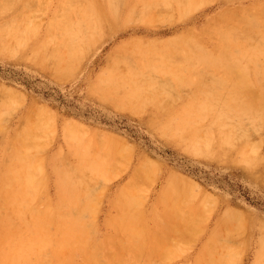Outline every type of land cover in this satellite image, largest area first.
<instances>
[{
    "label": "rangeland",
    "instance_id": "obj_1",
    "mask_svg": "<svg viewBox=\"0 0 264 264\" xmlns=\"http://www.w3.org/2000/svg\"><path fill=\"white\" fill-rule=\"evenodd\" d=\"M8 1L11 3L12 1L11 0H1L0 2H3V3H5V5H2L1 4V8H0V29H2V27L3 28H6V27H8L7 29H2V30H5V32L4 31H2L1 32V30H0V36H1V38H0V43L2 42V44H0V106H1V104H2V101H5V100H3L2 98H5V97H8V98H5V99H8L7 101H9V102H6V107L4 106L5 104H3V106H1V112H0V124L1 123H3V124H1L0 125V127H2V131L4 132H2V131H0V206L2 205V202H4V201H6L5 202V206H4V203H3V205L0 207V208H2V211H1V209H0V229H2V227H3V232L0 230V235L2 236V237H6V244H7V242H8V238H10V237H13V236H19V235H23V234H27L28 233V231H30V230H28V225L26 224L27 222H28V224L30 223V222H32V221H30V220H33V212H35V208H36V206H37V208L38 209H40L39 208V205H40V207L42 206V209H41V211H44V206H47V202H48V199L47 198H49L50 200H49V203H50V208H52V205H55V203L57 204V203H59V204H62V201L64 200L65 201V199H69V200H67L65 203L66 204H68V202L71 200V198L69 197V196H67V195H69V193L67 192V194L64 192H62L61 190H63V189H60L61 188V184H59V182L61 181V173H63V175L65 176V179L67 180V182H68V185H69V187H72V189L71 190H73V188L75 189V188H78V186H79V188H78V192L80 193V190H81V192H82V195H81V198H82V200H83V202H81L82 200H79V202L77 203L76 202V200H74V202H76L77 204H80V202H81V204L82 205H80V206H82V207H80L79 208V210H82L83 209V212H84V217H85V213H86V216H87V213H88V215H89V217L86 219V220H88V222L89 221H92V223H88V222H86V223H82V221H83V219H80L81 217H83V215L81 216L80 214H78V213H81L79 210H78V207H79V205H78V207H77V209H75V205L76 204H74V206H73V204H72V206L70 205L69 206V208L67 207L66 208V206H64L63 207V209L62 210H64V212L66 213L69 209H71V208H74V210L72 209V212L74 211L75 212V210H76V212H78V213H73V214H71V216L72 217H75V218H78V219H80V222L83 224V225H85L84 227H86V225L88 226V224L90 225L91 224V228H90V226H89V229L88 230H90V232H87V235H88V237H87V235H85L84 233H85V231H87V229H83V233L81 232L80 233V237L79 238H85L86 239V241L87 240H92V242H91V244L89 243V241L87 242V246H84L85 244H84V242H85V239L83 238V243H81V244H84L82 247H81V250H80V246H81V244L80 243H78V241L77 242H73L74 244H75V246L74 245H72V244H70V245H67V247L65 246L64 248H62V249H58V250H56V249H54L52 246H50V245H48L44 250L47 252H44V253H42V255H44V257L42 256V255H38L39 256V258H38V260L41 262H39V264H49L50 263V259H51V263L50 264H61V261L60 260H62V261H64V262H62V263H65V264H78V262H79V264H91L92 262L91 261H89V254L90 253H88V254H86L87 252L86 251H88V250H90V247H89V245L91 246L92 245V243L94 242V247H92L91 246V249H92V251H94V253H96V254H92V257H94L93 255H95V256H97L98 257V259L96 258L95 259V257H94V259H95V261H94V263H92V264H95V263H97V262H99V264H115V262L116 261H120V260H122V261H120L119 263H121V264H128V262H129V264H131V262H132V264L133 263H135V262H137V264H140V263H138L139 261H137V260H135V259H137V258H135L134 259V257H135V253L137 252L139 255H140V253H143V254H141L142 255V257H143V255H144V252H142V248H141V250L139 249V248H137V246H139L138 244H139V241H138V244H137V246H136V244H135V241L136 240H138V239H136V238H138L139 237V240L142 238V237H144L145 238V240H144V243L146 244V245H144L145 246V248H146V254H148V256L150 255L149 254V251L151 252V254L152 253H154V252H157V253H159V250L161 251V250H163L164 248H167L166 249V251H167V253L168 252H170L171 253V255H170V253H166L165 251H161V256L162 257H160L159 255H160V253H159V255H158V257L159 258H161V260H160V262H156L157 260H158V258H156L157 260L155 261V259H154V257L153 256H155L154 254H152V256H149L150 258H148V260L150 259V263L149 264H152V261H154V262H156V264H161L162 262L161 261H163V264H196L197 262H199V263H202L201 261H202V259H203V261H206L207 259V261H210L211 259H213V260H211V262L212 261H214L215 259H214V257L216 258V259H220V258H225V257H228V258H225V259H223L222 261H225V260H227L226 261V263H228V264H257V261H258V258H257V256H258V254L260 255V251H263V249H264V240H262V239H264V156L263 157H261L262 155H264V138H262L263 136H264V122H262L261 124H263V125H261L262 126V129L261 128H259V125L257 124V121H260L261 119V121H264V118H260V120H258L257 118V120L256 121H254L255 120V118H253V120H252V118H248L247 116L245 117V115L243 116L244 118V121H245V118H246V121L244 122L243 120L241 121L240 119H236V118H234V116L233 117H231V118H225L224 120L226 121V122H230L231 124L233 123V125L235 124V127L237 128V126L236 125H238L239 126V129H240V127L241 128H243V130L245 131V135H248L249 137H248V139H250L251 141L252 140H255L256 139V136H257V138H259V135L261 134V135H263V136H261L260 137V139H257V140H255V141H252L250 144H249V142H250V140L248 141V140H245L246 141V143H244L243 141H244V139H247V136L246 137H244V138H240L241 136H243L242 134H241V131L242 130H236V128L235 127H233V128H231V126H227V124H226V122H224V120H222L223 121V124L221 123L220 125H219V127L221 126V127H224V125H226L225 126V130H224V128H222V131H227V130H229L230 128H231V132H232V136L234 135V134H236L237 135V138H235L236 136L234 135L233 137L234 138H231V141L233 142V143H231L229 140H228V142L230 143V145H227V144H229V143H227V142H225L224 144H220L221 143V141H220V137H218V135H220L219 134V131H220V128H219V131H218V126L216 125V126H212V124H211V122H209L210 121V118H204L202 121H199V123L197 124V121H193L192 122V120L190 121L191 123H189L188 122V120H187V118L185 119V117H187V115L185 114L186 113V111H187V109L189 108V106H190V109H193L195 106L197 107V104L194 102V101H192V100H194L195 98L194 97H200V96H202L201 94L202 93H200L199 92V89H200V91L201 90H203L204 89V87H205V89H206V86H208L209 84H207L206 85V83L208 82V83H211L208 87L210 88H208L207 87V89L208 90H210V92L211 91H213L212 93H214V94H209V91H207L208 92V94H209V96L211 97V96H213V97H211L212 98V100L214 101L213 103L215 104V106L213 107V108H222V107H225V106H222V104H221V99H219V98H217V97H215L214 95H224V96H226L227 94H229V87H226V88H224L223 89V87H222V85L219 87V88H217L216 86L217 85H215V83H217L218 85H219V83L217 82V80H218V78H217V80L216 79H214V83L212 82V81H210V79H213V77H218V76H215L214 74H216V75H219V74H221L222 72H223V69H220V70H216L215 68H213V67H211V69L209 68H207V67H204V69H206V72H208V70H209V72L211 73V74H208V75H206L205 74V76H203V77H198L199 79H201V81L200 82H202V84H200V82H196V75H193L194 73L196 74V71L197 70H200L199 68L200 67H202V65H203V63L202 62H200V64H199V61H198V58H197V56H195V54H196V52H195V48H193V47H198V46H193L194 44H192V43H190L189 44V42H188V45L190 46V48L193 50L194 49V59L196 60V58H197V61H198V63H197V65H196V62H195V60H194V64H195V66H196V69L197 70H194V72H192V70L194 69L193 67H190V65L192 64H190L188 61H191L192 59H193V55L191 54V52H192V50L187 46V44H185L184 42H186V38H187V36H189L190 35V37H191V35H192V37L191 38H197V42H200V43H202L205 47H208V49H212V48H214V46L217 44V42L219 41V29L217 28V27H221L223 24H222V22H221V20H220V17L219 16H221L224 12H220V10L222 11L225 7H227L226 8V12H231L232 10H233V12L234 13H238V12H241L242 10H245L246 9V7H248L247 9H249V11H252V13H253V10H254V8H257V6H259V5H262V4H264L263 2H264V0H204L206 3H208V4H204V6L202 5V2H203V0H201L202 2H200V4L202 5L201 7H198L197 5H195V2H196V0L195 1H193L192 2V4H193V6H196V11H195V9H193V6H192V4L190 5V7H189V9L191 8V10L189 11L188 10V6L189 5H187V7H186V2H184L183 1V6L180 4L179 5V1L180 0H162V2H161V0L160 1H156V2H154V0H144V1H141V0H134V2H133V0H126V1H124L125 3H123V0H119V2L121 1L122 3H123V5H121V2L120 3H118L117 1L118 0H116L115 1V4H116V7L119 5V7H117L118 9H119V11H118V9L117 8H111V7H109V6H107V3H106V0H95V4L99 7L98 9H99V11H100V15H101V18L104 20V22H105V24H104V22H102V19L100 20L99 19V23H98V27H97V25L95 26V27H93V28H91L90 29V27H88L87 25H82L81 27H83V29H81V27H79V28H77L76 29V31H75V33H74V38L75 37H77L76 39H74L75 40V45H76V50L78 51V52H76L75 51V55L74 56H76L75 58L77 59V57H79L81 54H76V53H82L81 51H82V49H79V48H81V46L83 47L84 46V48L85 49H83V53H84V55L82 56L81 55V59H75L74 58V56H72L71 57V60H69V58L67 59V60H69V62L71 63H74V61H76L75 63H77L78 65H75L74 66V64H73V66L72 67H70L69 66V64H68V61L66 62L67 63V65H66V63H64V61H66L65 59L64 60H62V62H61V64L58 62V60H56V63L58 62V65L55 63V65H57L58 66V68L60 67V71L62 70V72H64V70H65V68L66 67H64L65 65L67 66V67H70V69H71V71H72V68H73V72L75 73V74H73V72H72V74H71V72H69L70 71V69H69V71H67V70H65V75L66 76H63L62 74L60 75V71L57 69V68H55L54 66L55 65H53L52 66V62H50V57L53 59L54 57H52L53 56V53H55L56 52V49H57V51L58 50H61V51H63L64 49V47L62 48V46L61 45H59V43L60 44H62L61 42V40H62V36L60 35V32H58L59 31V29L57 30V25L60 23V22H62V20L63 19H65L66 18V16H68L69 14L71 15L72 13H73V15H71L72 17H74V19L77 17V15L75 14V10H80L83 6H84V4H85V1L86 0H84V1H82V0H78V1H76V0H14L13 2H12V6H10V3H8ZM32 1V2H31ZM38 1V2H37ZM44 3H43V2ZM66 1H67V3H66ZM82 1V2H81ZM99 1H100V4H99ZM170 1H172L171 3H170ZM199 1V0H198ZM213 1V2H212ZM224 1V2H223ZM15 2V3H14ZM42 2V3H41ZM47 2V3H46ZM72 2V3H71ZM81 3V4H77V3ZM145 2H147V3H145ZM165 2V3H164ZM178 2V3H177ZM212 2V3H211ZM234 2V3H233ZM26 3H28V5H26ZM31 3V4H30ZM61 3V4H60ZM76 3V4H75ZM138 3V4H137ZM144 3H145V6H144ZM149 3H151V4H149ZM153 3H159L160 4V6H156L155 4H154V6H152L151 8H150V6L151 5H153ZM163 3V4H162ZM172 3H173V5H172ZM198 3V2H197ZM261 3V4H260ZM43 4H44V6H43ZM67 4V5H66ZM74 4V5H73ZM136 4L138 5L137 7H135L136 6ZM167 4H169L170 6H168ZM179 6H178V5ZM251 4H253V5H251ZM259 4V5H258ZM14 5V6H13ZM26 5V6H25ZM46 5V6H45ZM59 5H60V9H59ZM62 5V6H61ZM72 7H71V6ZM75 5H76V7H77V9H75ZM132 5H134V6H132ZM147 5H149V8H147L148 6ZM165 5H167V6H165ZM232 5V6H231ZM238 5V6H237ZM243 5V6H242ZM8 6H10L9 7V9H8ZM33 6V7H32ZM35 6V7H34ZM43 6V7H42ZM106 6V7H105ZM122 6V7H121ZM125 6H126V8H125ZM140 6V7H139ZM143 6H144V8H143ZM156 6V7H155ZM171 6H172V9L173 10H175V11H173L172 10V12L169 10V7H170V9H171ZM192 6V7H191ZM200 6V5H199ZM13 7V8H12ZM26 7L28 8L26 11H27V13H28V11H29V13H28V15L29 16H31L30 18H29V16H26V11H25V9H26ZM47 9H46V8ZM79 7V8H78ZM124 7V8H123ZM134 7L136 8V9H134ZM147 9H146V8ZM161 7V8H160ZM183 8V10L185 9L186 10V12H187V10H188V12H187V14H186V12L184 13V17H182V19H181V16H180V14L182 15L183 14V12L182 13H180L179 12V14H178V11H177V9H179V8ZM235 7V8H234ZM236 7H237V11H236ZM239 7V8H238ZM12 8V9H11ZM18 8V9H17ZM40 8V9H39ZM101 8H103V10L101 9ZM133 8V9H132ZM139 8H140V10L142 11L143 10V12H141L140 10H139ZM153 8V9H152ZM199 8V9H198ZM232 10H231V9ZM242 8V9H241ZM7 9V10H6ZM11 9V10H10ZM29 9H32L31 11L29 10ZM36 9V10H35ZM42 9V10H41ZM66 9H67V11H66ZM70 9V10H69ZM112 9V10H111ZM115 9H117V10H115ZM151 9H152V11H151ZM164 9H166V11H167V13H166V11L164 10ZM198 9V10H197ZM229 9V10H228ZM246 9V10H247ZM2 10V11H1ZM5 10H6V12H5ZM59 10V11H58ZM111 10V11H110ZM122 10V11H121ZM135 10H137V14L135 13V12H133V11H135ZM140 12H139V11ZM144 10H145V12L147 11V14L149 13V11H151L148 15H146V13L144 12ZM156 10V14L158 15L159 14V16L158 17H160L161 16V14H163L161 17H160V19L157 21L156 19L158 18L157 17V15H155V11ZM162 10H163V12H162ZM180 11L182 10V9H179ZM184 10V11H185ZM231 10V11H230ZM40 11V12H39ZM64 11V13H62ZM114 11V12H113ZM117 11V12H116ZM164 11H165V13H164ZM224 11H225V9H224ZM1 12H4V13H1ZM58 12H59V15H58ZM68 12V13H67ZM117 13V15H115L116 13ZM123 12V13H122ZM133 12V13H132ZM138 12L139 13H141V15L140 14H138ZM157 12H159V13H157ZM162 12V13H161ZM17 13V14H16ZM19 13V14H18ZM20 13H22V14H20ZM32 13V14H31ZM76 13H77V11H76ZM128 13H132L131 14V16H130V14L128 15ZM144 13V14H143ZM153 13H154V16H152L151 17V14L153 15ZM250 12H248V15H251V14H249ZM24 14H25V17H23L24 16ZM66 14H68V15H65ZM144 16H146V17H144ZM169 14H170V18H173V19H170V20H168V18H169ZM174 14V15H173ZM176 14V15H175ZM186 14V15H185ZM216 14V15H215ZM218 14H219V16H218ZM247 14V13H246ZM16 15L19 17V19H17L16 18ZM23 15V16H22ZM35 15V16H34ZM60 15H62V16H60ZM103 15H105L109 20H106L105 21V19H107L105 16V18L103 17ZM108 15V16H107ZM128 15V16H127ZM132 15H134V16H136V17H134L133 16V19L132 20H135V21H133L132 22V20L130 19V17L132 18ZM166 16V20L165 19H162L161 20V18H163V16ZM179 15V16H178ZM14 16V17H13ZM39 16V17H38ZM52 16H56V18L55 17H52ZM63 16H65V18H63ZM116 16V17H115ZM141 16H143V17H141ZM157 18H156V17ZM173 16V17H172ZM183 16V15H182ZM214 16V17H213ZM217 16V17H216ZM35 17H37V18H35ZM142 19H140V18ZM174 17H175V19H174ZM179 17H180V19H179ZM210 17V18H209ZM217 19H216V18ZM15 18H16V20H15ZM27 18H29L28 20H27ZM61 18H63V19H61ZM127 18H129V22L127 21ZM137 18V19H136ZM145 18V19H144ZM152 18H154V20H152ZM165 18V17H164ZM6 19V20H5ZM9 19L11 20V21H9ZM25 19H26V21H25ZM60 19H61V21H60ZM143 19L144 20H147V23L146 22H143ZM148 19H150V21L152 20V22L151 23H148V22H150ZM203 19V20H202ZM215 19V21H217V22H213V20ZM7 20H8V22H7ZM15 20V21H14ZM30 20V21H29ZM138 20V21H137ZM140 20V21H139ZM156 20V21H155ZM165 20V21H164ZM170 21V22H168V21ZM208 20H209V22H208ZM4 21H6V24H5V22ZM12 21H14V25H15V27L14 26H11V24H12ZM52 21H53V25H52ZM64 21V20H63ZM112 21V22H111ZM154 21H155V23H154ZM2 22H4V23H2ZM20 22V23H19ZM22 22L24 23V24H26L28 27H26V25H24V24H22ZM30 22V23H29ZM40 22V23H39ZM49 22H50V27H51V30L53 29V31H50V27L48 28V24H49ZM59 22V23H58ZM212 22V23H211ZM8 23H10L9 25H8ZM19 23V24H18ZM109 23V24H108ZM3 24H5V25H3ZM36 24V27H37V29H36V27L34 26V25ZM41 24V25H40ZM57 24V25H56ZM100 24H101V26H100ZM103 24V25H102ZM113 24V25H112ZM216 24H218L217 26H216ZM13 25V24H12ZM18 25H24L23 27L22 26H20V29L22 30L23 28H24V32H20V31H18L16 28H19V26ZM198 27H197V26ZM200 25V26H199ZM205 25V26H204ZM17 26V27H16ZM109 26V27H108ZM12 27L13 28H15V29H13L14 31L13 32H10V31H12ZM30 27V28H29ZM35 27V28H34ZM110 27H112V29L110 28ZM203 29H202V28ZM208 27V28H207ZM10 28H11V30H10ZM40 28V29H39ZM88 28H89V30H88ZM98 28L100 29V31L98 30ZM104 28V29H103ZM110 28V29H109ZM191 30H190V29ZM19 29V30H20ZM34 29V30H33ZM49 29V30H48ZM80 31H79V30ZM94 29H96V30H94ZM197 29V30H196ZM204 29L205 30H207V31H204ZM217 29H218V31H217ZM35 30H38L37 32H38V34H35ZM78 30V31H77ZM81 30H88V31H86L87 32V34H84L85 33V31H84V33H83V31H81ZM102 30V31H101ZM111 30V31H110ZM16 31H18V32H20V35L21 34H23V36L20 38L19 37V33L17 32L16 33ZM29 31V32H28ZM32 31H33V33H32ZM42 31V32H41ZM93 31H95V32H93ZM97 31H98V33H97ZM183 31H185V32H183ZM210 31V32H209ZM214 31V32H213ZM7 32V33H6ZM26 32V33H25ZM56 32L57 33H59V34H56ZM90 32V33H89ZM95 33L96 35H94L95 37H96V39H95V37L92 35L93 33ZM108 32V33H107ZM183 32V33H182ZM187 32H189V33H187ZM201 32V35L203 36V34H204V38L202 37V36H200V33ZM209 32V33H208ZM9 33H10V35H9ZM11 33H13V34H11ZM28 33L29 34H31L30 36H32L31 37V40H29L28 41V38L30 37V36H28ZM181 33V34H180ZM193 33V34H192ZM6 34V35H5ZM9 36H11V37H9ZM16 35V37H18V39L16 38V37H13V36H15ZM42 34V35H41ZM78 34L79 35H81V36H79V38H78ZM104 35V36H102L101 37V35ZM180 34V35H179ZM13 35V36H12ZM18 35V36H17ZM52 35V40H51V36ZM61 37H60V36ZM77 35V36H76ZM84 35H85V38H83L84 37ZM86 35H87V42L85 41L86 40ZM5 36H8V37H5ZM97 36H99V38L97 37ZM174 36H181L178 40L176 39L175 40V47H173V43H171V42H173L174 41ZM200 36V37H199ZM209 36V37H208ZM23 37H28V38H24L25 40H24V45L21 47L20 46V48H21V50H18V49H20L19 47H17V50H16V48H14L15 46H14V44H16L19 40V43H20V45H22L23 43ZM46 37V38H45ZM47 37H49V38H47ZM81 37H82V39H81ZM175 37V38H176ZM189 37V38H190ZM3 38L5 39V40H3ZM12 38V39H11ZM15 38V39H14ZM189 38H187V40H190V42H191V40L193 41V43H197L196 41H194L195 39H189ZM202 38V39H201ZM22 39V40H21ZM30 39V38H29ZM35 39V40H34ZM45 39V40H44ZM77 39H78V41H77ZM85 39V40H84ZM89 39V40H88ZM92 39H94V40H92ZM102 39V40H101ZM134 39V40H133ZM183 39V40H182ZM11 41L10 42V44H11V46H13V47H10L9 46V42L8 41ZM39 42H38V41ZM41 40V41H40ZM50 40V41H49ZM55 40V41H54ZM83 40V41H82ZM97 42H96V41ZM172 40V41H171ZM199 40H202V41H199ZM210 41V42H208V41ZM37 41V42H36ZM46 41V44H44L43 42H45ZM52 41V42H51ZM56 41H57V44L58 45H56ZM88 41H89V44H88ZM138 41V42H137ZM14 42V43H13ZM34 44H33V43ZM49 42V44H47ZM59 42V43H58ZM84 44H82V43ZM86 42V43H85ZM93 42H95V44L93 43ZM131 42H133V43H131ZM142 42V43H141ZM260 42L261 41H259L258 39L256 40H252L251 41V45L252 46H255V47H259V45H260ZM28 43V44H27ZM43 43V44H42ZM125 43V44H124ZM130 43V44H129ZM136 43H139L138 45L139 46H136L137 44ZM187 43V42H186ZM253 43V44H252ZM8 44V47L6 46ZM13 44V45H12ZM39 44H41V46H40V48H39ZM78 44H79V46H78ZM81 44V45H80ZM86 44V45H85ZM165 44V45H164ZM169 44H172V46H170ZM177 44V45H176ZM184 44V45H183ZM3 45H5V47L7 48L6 50H5V48L3 47ZM19 44H17V46H18ZM35 45V46H37L36 48H34L33 46ZM48 45V46H47ZM52 45L53 46H55V48L54 47H52ZM127 45V46H126ZM149 45H150V47H149ZM153 45L154 46H156V47H154V48H156L155 50L154 49H151V47L153 48ZM166 45H168L166 48V53H167V55H166V60H168L167 59V57H168V55L170 54V50L171 49H173V48H176V46H177V48H180V46L179 45H183L184 46V48L181 46V49H177V52L175 51V52H173L172 50H171V53L173 54H170V57H171V55H172V57H174V61H175V59H177L178 58V54L177 53H179L180 52V54H179V58H180V56H182V58H178V60L176 61L177 62V64H178V61L180 60V64L182 65V66H184V64H185V62H186V60H183V58L184 57H186V56H189V54L190 55H192V56H190L192 59L190 60V59H187V65L189 66V67H187V69L188 68H190L189 69V71L190 72H188V70H185V68L184 67H181V68H179L180 67V65L178 64H175V65H177L178 66V70H176L177 69V67L175 66V65H170V62L167 64V62L168 61H166V60H164L163 58H162V56H161V53H164L165 52V48H164V46H166ZM196 45V44H195ZM199 45V44H198ZM25 46H26V48H25ZM30 46V47H29ZM44 46V47H43ZM45 46H47V47H45ZM59 46V47H58ZM95 46V47H94ZM131 48H129V47ZM142 46H146V48H142ZM179 46V47H178ZM209 46H211V47H209ZM24 47V48H23ZM53 48V50L55 51H50V50H48L47 48ZM138 47V48H137ZM142 49H140V48ZM147 47H149L148 49L150 50H152V52H154L153 54H150V52H151V50L149 51L148 49H147ZM171 48V49H168V48ZM9 48H11V49H9ZM29 48V49H28ZM34 48V49H33ZM43 48H45L44 50H45V52H49L50 51V53H52V56L50 55V54H48L47 53V56L49 55V58L46 56V53L43 51ZM90 48V49H89ZM137 49V51H135V49ZM164 48V49H163ZM4 49V50H3ZM11 51V52H15V53H17V54H14V53H11L9 50ZM12 49H13V51H12ZM25 49V50H24ZM38 49H40V50H38ZM129 49V50H128ZM145 49H147L148 50V52L145 50ZM191 51V52H189V54L187 53V55L185 56L184 55V53L186 54V52L184 51ZM116 50V51H115ZM132 50V51H131ZM146 51V53H145V51ZM161 50H164L163 52H161L160 53V51ZM174 50V49H173ZM178 50H180V51H178ZM2 51V52H1ZM18 51V52H17ZM23 51V52H22ZM29 51H31V52H29ZM32 51H33V54H32ZM34 51H35V53L37 52H40V53H38L39 55L36 57V54H34ZM80 51V52H79ZM131 51V52H130ZM22 52V53H21ZM28 52V53H27ZM43 52H44V55H43ZM65 52V51H64ZM129 52H130V54H129ZM134 52V53H133ZM151 52V53H152ZM157 52H158V54H157ZM11 53V54H10ZM20 53H21V55H20ZM24 53V54H23ZM61 53V52H60ZM118 53V54H117ZM142 53H145V57L144 56H142V55H144V54H142ZM197 53H198V50H197ZM13 54V55H12ZM29 54V55H28ZM88 54V55H87ZM117 54V55H116ZM119 54H121V55H119ZM134 55V57L132 56V55ZM140 54V55H139ZM147 54V55H146ZM158 56H156V55ZM177 54V55H176ZM26 55V56H25ZM33 55H34V58H33ZM43 55V56H42ZM77 55H79V56H77ZM87 55V56H86ZM125 55H127V57L130 55V57H128L130 60V63L131 64H134V65H136V67H138V68H136L134 65H131L130 63H128V58L125 56ZM149 55H150V57H149ZM152 55H155L156 57H151ZM162 55H164V54H162ZM197 55V54H196ZM21 56V57H20ZM23 56V57H22ZM29 56V57H28ZM31 56V57H30ZM47 57V59H45V58H43V57ZM111 56V57H110ZM114 56V57H113ZM120 56H124V57H120ZM136 56H138L137 58H136ZM35 57L37 58V59H35ZM117 57V58H116ZM120 57V58H119ZM139 57L141 58V59H139ZM150 59H154L155 61H151V63L153 64V65H155V67L154 66H152L150 63H146L145 64V62H150V60L148 59V58ZM170 57H168L169 58V60L171 59ZM29 60H28V59ZM86 58V59H85ZM110 58H112L115 62H117L118 64H115V62L113 61L112 62V60H110ZM123 59L122 61H123V63L125 62V61H127L126 63H121L120 61H119V59ZM124 58H126V59H124ZM159 58H162V60H161V62H160V60H159V62L158 61H156V60H158ZM34 61H33V60ZM39 59V60H38ZM75 59V60H74ZM138 59V60H137ZM145 59V60H144ZM264 56H260L259 57V59H256V61H253V63H250V69H249V75H250V77H251V82H253V83H255V84H253L255 87L254 88H261V86H264V71H261L262 69L264 70ZM32 60V61H31ZM40 60H43V62L42 61H40ZM49 60V62H46V61H48ZM54 60V59H53ZM117 60V61H116ZM125 60V61H124ZM143 60H144V62H143ZM147 60V61H146ZM172 60V59H171ZM245 60V59H244ZM257 60H258V62H260V63H258L257 62ZM134 61V62H133ZM162 61H163V63H162ZM164 61H166V63L164 62ZM173 61V60H172ZM246 61V60H245ZM29 62V63H28ZM42 62V63H41ZM55 62V61H54ZM53 62V63H54ZM80 64H79V63ZM133 62V63H132ZM175 62V63H176ZM255 62H257L256 64H255ZM41 63V64H40ZM50 63V64H49ZM72 63L70 64V65H72ZM159 63H162L163 65L161 66V65H158V67H160V70L157 68V64H159ZM172 63V62H171ZM59 64H60V66H59ZM127 64L129 65V67H127ZM151 66H150V65ZM193 64V65H194ZM254 64H255V67H254ZM259 64H262V66L261 65H259ZM43 66L44 65V67L46 66V68L47 69H45L44 67H41V66ZM62 65H64V66H62ZM109 65L111 66L112 65V67H114V68H112L111 67V69H110V67H109ZM125 65H126V67H127V69H126V67H125ZM132 66V70H131V66ZM150 68H152V71H153V68H155L156 70L158 69L159 71H158V77L156 78V77H153L152 78V76H153V73L156 71L155 69H154V71L153 72H151L149 69V67ZM171 67H170V66ZM186 65V66H187ZM258 65H259V68H260V66H261V68H260V73L258 72V76L260 77V79L263 81V82H261V83H259L260 82V80L259 79H255V78H257L258 76H256L255 74H254V70H253V68H258ZM49 66L51 67L52 66V69L55 71V73L56 74H54V75H52L51 73H54V71L53 70H51L50 69V71L51 72H48L49 70ZM108 66V67H107ZM118 67V69L116 68V67ZM121 66V67H120ZM145 66V67H144ZM252 66H253V68H252ZM77 67H79V68H77ZM133 67H135V69H133ZM165 67H169L167 70H171L172 71V69L174 70V72L176 71V73H178V75L175 73H173V75L169 72V71H167V73H165L166 71L163 69V68ZM42 68V69H41ZM75 68V69H74ZM108 68V69H107ZM116 68V69H115ZM119 68H121L120 69V71H119ZM128 68H129V70L130 71H128ZM146 68H148V69H146ZM162 68V69H161ZM184 68V69H183ZM64 69V70H63ZM107 69V70H106ZM109 69L110 70H112V69H115L116 71V73H117V75H116V73H114L113 71L114 70H112V72L111 73H108L107 71H109ZM137 69H139L141 72L143 71V72H145V70H149V71H146V73L147 74H143V73H140L139 72V70H137ZM181 69V71L182 70H184V72H181L182 73V75L183 74H186V75H188V78H189V75L191 74V72H192V74H191V76H190V81H191V83H190V81H189V83H185L186 81L184 80V83L186 84V86H185V84H181L180 83V85L178 84V78L180 77L181 78V76L182 75H180L181 73H179V70ZM203 69V68H202ZM104 70H105V73L108 75V77H109V75L111 76L110 78H112L113 79V85H114V83L116 84V86H117V84H118V82L120 83L121 81H123V85L120 83V85L122 86V89L119 87V85H118V87H116V86H110L109 85V87L110 88H107L106 87V89L107 90H109V92L105 89L104 91H103V89H104V87L105 86H108V84H111V82H112V79L110 80L108 77H106V75H105V73H103L104 72ZM122 70H124L125 71V74L127 73H129V74H133V76L135 77V78H137V77H139L140 75H138V74H141V76L143 77V76H145V78H146V80L148 81H150L151 80V82L153 83H151V84H149V82H145V79H142L141 77V79L143 80V81H141V79L140 78H138V79H140V80H138V79H135L134 77V79H132V76L130 75H128V77L124 74V71L122 72ZM128 72H127V71ZM222 70V71H221ZM56 71H58V72H56ZM119 71V72H118ZM163 71V72H162ZM201 71V70H200ZM200 71H197V72H200ZM61 72V73H62ZM133 72V73H132ZM161 72V73H160ZM168 72H169V74H168ZM208 72V73H209ZM262 72H263V74H262ZM58 73V74H57ZM112 73H114L113 75H111ZM123 74L124 76H125V78L127 77V78H129V77H131V78H129L131 81L129 82V79H127L126 78V81H127V83H128V85L126 84V81H124L123 80V78H124V76H123V78L122 79H119V78H121L122 76H119L118 74ZM138 73V74H137ZM70 74H71V76L72 77H69L70 76ZM100 74L103 76V77H101L100 76ZM155 75H156V73H154ZM166 74H167V76H166ZM214 76H213V75ZM260 74H262V76L260 75ZM115 75V76H114ZM138 75V76H137ZM151 75V78L153 79H149V76ZM154 75V76H155ZM161 75V76H160ZM175 75H176V77L177 76H179V77H175ZM185 75V76H186ZM200 75V74H199ZM254 75V76H253ZM55 76H58V78H56ZM63 77V80H62V77ZM67 76H68V78H67ZM99 76L102 78V82L101 83H99L98 84V82H99V79H100V81H101V78H99ZM114 76V77H113ZM118 76H119V78H118ZM157 76V75H156ZM198 76V75H197ZM201 76V75H200ZM210 76H212V78H210ZM65 77V78H64ZM115 77H117V78H115ZM166 78V79H164L166 82H167V80H170L169 81V83L167 82V83H164V80H162V79H160V82H158V84L159 83H161L160 85H157L156 83H157V81H159V78ZM167 77H168V79H167ZM182 77H184V76H182ZM187 77V76H186ZM204 77L207 79V80H204ZM220 77V76H219ZM255 77V78H254ZM258 77V78H259ZM263 79H262V78ZM67 78V80H65ZM99 78V79H98ZM107 79V81H104V80H106ZM144 78V77H143ZM158 79V80H156V79ZM185 78V77H184ZM116 79V80H115ZM176 79H178V80H176ZM187 79V78H186ZM253 79H255V82L253 81ZM109 80V81H108ZM162 80V81H161ZM189 80V79H188ZM104 81V82H103ZM111 81V82H110ZM115 81V82H114ZM137 81V82H136ZM180 81V80H179ZM193 81H195V82H193ZM198 81V80H197ZM105 82H107L104 86L102 85V83H105ZM136 83V84H133V83ZM140 82H142V83H140ZM156 82V83H155ZM173 83V87H174V89H175V87H176V89H175V91H173L172 89H170V91H168V93L169 94H171L170 96L168 95V93H164L166 90L165 89H169V88H172V84H170V83ZM180 82H182V80L180 81ZM228 82V81H227ZM130 83V84H129ZM145 83H146V85H145ZM155 83V84H154ZM183 83V82H182ZM193 83V84H192ZM263 83V84H262ZM101 84V86H103V87H101L100 86V88H99V86H97V89H96V85H100ZM147 86L148 88H149V90H154V91H152L153 93L154 92H156L155 94H151L152 92L151 91H149L148 90V88H147V92H146V90H145V86ZM150 86H149V85ZM163 84H168V85H170L171 87H166L165 85H164V87H165V89L162 87L163 86ZM188 84L190 85V88H189V86H188ZM212 84L213 85H215V86H212ZM134 86L133 88H131V87H128L127 88V86ZM137 85V86H136ZM138 85H140L139 87H138ZM143 85V86H142ZM158 87V90H156L155 91V88H156V86ZM167 85V86H168ZM183 86L182 88L180 87V86ZM202 85V86H201ZM204 85V86H203ZM230 87H233V86H231L232 85V82H230L229 84H228ZM234 86H235V84H233ZM237 85V84H236ZM4 86V87H3ZM92 86V87H91ZM126 86V87H125ZM135 86H136V88H135ZM155 86V87H154ZM159 86H161V88H163V90H161L160 89V87ZM94 87V88H93ZM115 87V90L113 89ZM125 87V88H124ZM150 87H151V89H150ZM153 87V88H152ZM222 87V88H221ZM235 87H237V86H235ZM99 88V89H98ZM120 88V90H118ZM137 88L139 89V91L141 92H138V90H137ZM8 90L9 89V91L8 92H10L8 95L6 94V95H4L5 93H7V92H5L4 90ZM12 89H13V91H12ZM101 89V90H100ZM129 89V90H134L133 92H132V95H133V93L135 94V92L137 91V93L135 94V96L136 97H138L139 98V96H140V98L138 99V100H135V98H133L132 96V100H131V98H130V95H129V93H131L130 91H129V93H128V95H127V90ZM136 89V90H135ZM204 89V90H205ZM206 89V90H207ZM227 89V91H225ZM6 90V91H7ZM15 90V91H14ZM95 90H97V91H95ZM112 90H114L113 92H117L118 94L116 95L115 93H113L112 92ZM117 90V91H116ZM124 90V91H123ZM126 90V91H125ZM143 90H145V92H146V95H149L148 97L145 95V94H142L144 91ZM165 90V91H164ZM190 90L192 91H196V92H194V93H196V95L197 96H195V94L194 93H191L190 92ZM204 90H203V92H204ZM98 91H100L101 93H99ZM107 91V92H106ZM159 91H162V92H160V95H162V97H164L163 99H162V97L157 93V92H159ZM164 91V92H163ZM192 91V92H193ZM121 92H123V95L121 94ZM144 92V93H145ZM151 92V93H150ZM206 92V91H205ZM205 92H204V94H205ZM227 92V93H226ZM125 93V94H124ZM161 93H164V94H161ZM179 93V94H178ZM18 94V96L19 97H21L20 99L22 100V102H20L19 101V99H17V101L20 103H18V102H16V98L18 97V96H15V95H17ZM104 94V95H103ZM109 94H110V96L112 95V97H110L109 96ZM176 94V95H175ZM190 94V95H189ZM194 94V95H193ZM203 94V95H204ZM207 94V93H206ZM206 94L204 95V96H206ZM207 94V95H208ZM11 95V96H10ZM13 95V96H12ZM21 95V96H20ZM146 96V98L148 99H146V98H144V97H142V96ZM151 95L152 96H154L153 98H150L151 97ZM155 95H156V97H155ZM167 95V96H166ZM169 96V97H168ZM191 96V97H190ZM120 97H122V98H120ZM125 97H128V98H126V103H123L124 101H125ZM190 97V98H189ZM12 98H13V100H14V102L12 101V103H11V100H12ZM155 98V99H154ZM171 98V99H170ZM178 98V99H177ZM120 99H122V101H120ZM128 99H130V100H128ZM175 101H174V100ZM145 100V102H143ZM160 102H159V101ZM187 100H189V101H191L190 103H187L188 101ZM226 100V99H225ZM129 101V102H128ZM137 101V102H136ZM143 103H142V102ZM155 101H156V103H155ZM220 101V102H219ZM140 102L142 103V105H146V107H145V105L144 106H141L140 105ZM183 102H186L188 105L187 106H185V104H183ZM4 103V102H3ZM8 103H9V106H8ZM22 103V104H21ZM152 103H153V105H155V106H153L152 105ZM194 103V104H193ZM12 105V107H10L11 105ZM34 104V105H33ZM119 104V106H117ZM192 104L194 105V107L192 106ZM196 104V105H195ZM13 105H14V108H13ZM16 105H17V107H18V105H20L18 108L16 107ZM120 105H123V106H120ZM160 105V106H159ZM163 105H164V107H163ZM217 105V106H216ZM40 106H42V108H44L43 110H42V108L40 109ZM44 106V107H43ZM5 107V108H4ZM8 107V108H7ZM34 107H35V109H34ZM37 107L39 108V109H37ZM47 107V108H46ZM157 107V108H156ZM173 107V108H172ZM179 107V108H178ZM187 107V109H184V108H186ZM7 108V109H6ZM11 108H13V109H11ZM17 108V109H16ZM156 108V109H155ZM160 108V109H159ZM161 108H163L162 110H161ZM177 108V109H176ZM217 108V109H218ZM6 109V110H5ZM30 109V111H32V110H34V111H37L38 113H39V115H40V113H41V110H42V112L44 113V111L47 113V115H48V113H49V116H46V114H42V116L44 115V118H45V116H46V119H44V118H42L41 116V118L38 116V114L36 115V117H34L35 116V113H34V111L31 113L30 111V113L32 114H28L29 112H27L28 110ZM142 109V110H141ZM171 109H172V111H171ZM13 110V111H12ZM16 110V111H15ZM40 110V111H39ZM47 110H48V112H47ZM141 110V111H140ZM168 111V112H170L169 114H167L165 111ZM182 110V111H181ZM15 111V112H14ZM178 111L180 112V115H178L179 113H178ZM7 112V113H6ZM9 112H13V113H10L9 114ZM136 112V113H135ZM158 112V113H157ZM161 112V113H160ZM185 112V113H184ZM27 113V114H26ZM138 113V114H137ZM154 113H157L156 115L154 114ZM162 113H165V114H162ZM177 113V114H176ZM5 114V115H4ZM29 115V117H31V119H29V117H28V122H29V120H30V122H31V120L33 121V122H35V123H38V125H36L35 123H33L34 125H33V128L36 130V131H38L37 133L39 134V133H42V132H44V134L42 133V134H40L39 136L40 137H38V134H37V137L36 136H34V132H33V130L31 131V126L32 125H30V128L27 126V125H29V124H25L26 123V120L24 119V117L26 116V115ZM51 114H52V118H51ZM153 114V115H152ZM161 114V115H160ZM1 115H2V117L4 118V119H2V121H4L5 123H6V125H4V122H2L1 121ZM170 115V116H169ZM5 116V117H4ZM159 116H160V118H159ZM174 118H176V120L175 119H173V117ZM27 117V116H26ZM25 117V118H26ZM153 117H154V119H153ZM235 117H237V116H235ZM242 117V116H241ZM49 118H50V120H52L53 119V121H49ZM165 118V119H164ZM235 120V121H233V119ZM7 119V120H6ZM10 119V120H9ZM36 119V120H35ZM44 121L43 123H42V120ZM156 119V120H155ZM173 119V121H171ZM206 119V120H205ZM227 119V120H226ZM232 119V121H229V120H231ZM242 119V118H241ZM247 119H249L250 121H254V123L253 122H250L249 120V122L250 123H252V124H256L255 126H257L258 125V127H250V126H252L251 124H249L248 125V121H247ZM6 120V121H5ZM35 120V121H34ZM40 120V121H39ZM46 120V121H45ZM180 120V121H179ZM184 120H185V123H184ZM38 121V122H37ZM67 121H69V123L67 122ZM156 121V122H155ZM205 121V122H204ZM236 121L237 122H239V123H236ZM260 121V122H261ZM152 122V123H151ZM169 122V123H168ZM173 123V125H172V123ZM188 122V123H187ZM260 122H258V123H260ZM20 123V124H19ZM32 123V122H31ZM48 123H51L50 125L48 124ZM68 124V126L71 128V130L72 131H70L69 132V127L67 126V124ZM75 123V125H73ZM170 123H171V125H170ZM182 123V124H181ZM194 123H196L195 124V126L193 125ZM209 123H210V125H209ZM23 125V127L24 128H26V129H28V131L30 130L31 132H33L32 134H30L29 133V136L30 135H32V136H34V137H29V138H27L28 137V131L26 130H24V129H22L21 128V126ZM40 124V125H39ZM43 124H47V125H43ZM54 124V125H53ZM70 124V125H69ZM179 124V127H181L180 128V130H179V128L177 129L176 127H178L177 125ZM230 124V125H231ZM239 124H241V126L239 125ZM24 125H26V126H24ZM52 125V126H51ZM83 125V126H82ZM84 125H85V128H84ZM174 125H175V127H174ZM191 125V126H190ZM9 126V127H8ZM16 126V127H15ZM37 126V127H36ZM42 126H44V127H42ZM66 126V127H65ZM76 126V127H75ZM80 126V131H79V129H78V135L80 136V133H82L83 134V136L82 137H84V138H82V137H77L76 135H77V128ZM185 126L187 127L186 129H185ZM193 126V127H192ZM202 128V127H206L207 128V130H209V132H212V134H213V132H214V136L216 137V138H214L213 139V141H212V143L210 144V145H205V144H203L201 141L204 139V138H206V136H207V130H206V128L204 129V130H202L200 127ZM5 127V129L6 130H4L3 128ZM18 127H20V129L21 130H24L23 132H21V130L20 129H18ZM42 127V128H41ZM73 127H74V129H73ZM89 127V128H88ZM189 127V128H188ZM199 127V128H198ZM213 127V128H212ZM215 127V128H214ZM244 127H246V128H244ZM39 128H41L42 130L40 131V129ZM46 129L45 131H44V129ZM47 128H49V129H47ZM64 128L65 129H67V133H66V136H65V130H64ZM217 128V129H216ZM229 128V129H228ZM1 129V128H0ZM81 129H82V132H81ZM87 129H89V130H87ZM94 129H95V131H94ZM170 129V130H169ZM181 129L183 130L184 129V131H183V133H182V131H181ZM202 130V131H204V132H199L200 130ZM210 129L211 130H213V131H210ZM259 129H261V130H259ZM85 130L86 131H89V132H87V134H86V132H85ZM199 130V131H198ZM18 131H20V132H18ZM50 131V132H49ZM63 131H64V133H63ZM198 131V132H197ZM230 131V130H229ZM236 131H238L237 133H235ZM243 131V132H244ZM26 132H27V134H26ZM46 132V133H45ZM49 132V133H48ZM55 132V133H54ZM69 132V133H68ZM72 132H74L76 135L74 136V133L73 134H70V133H72ZM84 132V133H83ZM100 132V133H99ZM102 132V133H101ZM217 134H216V133ZM258 132V133H257ZM22 133V134H21ZM106 133V134H105ZM183 134L182 136L183 137H186V139L184 138L183 140H185V141H183V140H181L182 138H180V134ZM197 134L198 135V138H195V137H193V134ZM200 133H201V135H202V137L204 136V138H202V140H201V137L199 136L200 135ZM4 134V135H3ZM25 134H26V136H25ZM48 134V135H47ZM68 134H69V138L71 137V139H68L67 138V136H68ZM86 134V135H85ZM100 134H102V135H100ZM113 134V135H112ZM195 134V135H196ZM238 134H240L239 135V137H238ZM258 134V135H257ZM42 135H44V136H42ZM50 135V136H49ZM71 135V136H70ZM74 137H73V136ZM90 135V136H89ZM97 135V136H96ZM108 137H107V136ZM253 135V136H252ZM13 136V137H12ZM16 138H15V137ZM25 136V137H24ZM102 136V137H101ZM111 136L113 137L112 139L113 140H111ZM231 136V137H232ZM24 137V138H23ZM66 137V138H65ZM99 137V138H98ZM17 138H18V142H17ZM20 138V139H19ZM27 138V139H26ZM33 138V139H32ZM39 138V139H38ZM40 138H41V140H43V141H41L40 140ZM44 138V139H43ZM77 138H79V140L82 138V140H80V141H83V139H84V141L86 140V141H89V143L90 144H92L94 147H95V142L94 141H99V142H101L100 143V147H99V143H97L96 142V147H97V145H98V147H99V149H96L97 151H98V153H94L95 155H93L92 153H89V152H91V151H94L95 150V148H94V150H90V149H87L85 152H88V156L86 157V154L84 155V151L83 150H85L84 148L85 147H87V145L89 144L88 142H87V144H86V141H85V144H86V146L84 145V148H82L83 147V144H82V142H81V144H82V146H80L81 144H80V142L78 143V139ZM90 140H89V139ZM27 141H26V140ZM31 140V141H28V140ZM36 139V141H34ZM68 139V140H67ZM72 139L73 140H75V141H72ZM95 139V140H94ZM98 139V140H97ZM120 141H119V140ZM122 139V140H121ZM195 139V140H194ZM197 139H198V141H197ZM234 139V140H233ZM241 139V140H240ZM33 140V141H32ZM38 140V141H37ZM52 141V142H50L49 141V144H47L46 145V143H48V142H46V141ZM66 140H67V142H66ZM72 141L73 143H72V145L73 146H69L71 143L69 142L68 143V141ZM107 140H108V142H107ZM190 140V141H189ZM199 140H201V141H199ZM24 143H26V144H24ZM83 141V142H84ZM102 141L104 142L103 144H102ZM111 143H110V142ZM116 141V142H115ZM124 141H126V143L124 142ZM187 141V142H186ZM194 141V142H193ZM240 141V142H239ZM29 142V143H28ZM33 142H35V144L37 143L39 146H37V144L36 145H34L33 144ZM39 142H40V144H39ZM42 142H45L43 145H45V146H47V148H44L43 146H42ZM122 142V143H121ZM190 144H189V143ZM216 142V143H215ZM260 142V143H259ZM20 143V144H19ZM68 143V144H67ZM76 143H78L77 145L79 146V148H77V146H75L76 145ZM194 143V144H193ZM195 143L196 144H198V145H195ZM199 143H202L201 145L199 144ZM223 143V142H222ZM227 143V144H226ZM238 143H240V144H238ZM262 143V144H261ZM30 146L31 145V147H27L26 146V148H24L25 146ZM29 144V145H28ZM89 144V145H90ZM113 144V145H112ZM232 144H234V146L232 145ZM235 144H236V146H235ZM243 144V145H242ZM245 144H248L247 145V147L250 145V149H248V151H245L247 148L245 147ZM256 144L257 146H254V145ZM11 145V146H10ZM19 145H21V148H23L22 150H20L21 148H20V146ZM37 149V150H39L38 152H36V149L35 148H33V149H35L34 151H33V149H32V147L33 146ZM88 145V146H89ZM101 145H103V146H101ZM106 145V146H105ZM108 145V146H107ZM111 145H112V147H111ZM119 145H121L120 147H119ZM194 145H195V147H194ZM214 147V148H212V146ZM214 145H216V146H214ZM16 146H17V148H16ZM24 146V147H23ZM42 148H41V147ZM75 146V147H74ZM111 147V152H110V149L108 148V147ZM114 146V147H113ZM124 146V147H123ZM129 146V147H128ZM192 146V147H191ZM204 146V147H203ZM245 148H244V147ZM252 146V147H251ZM80 147L83 149V150H81V151H79L80 150ZM90 147H91V145H90ZM101 147H106V148H101ZM197 147H198V152H196L197 150ZM208 147H209V150H208ZM222 147V148H221ZM242 149H241V148ZM41 150H40V149ZM76 148L78 149V150H76ZM89 148V147H88ZM107 148H108V150H107ZM112 148L115 150V152H117V153H113V151L114 150H112ZM249 148V147H248ZM255 148V149H254ZM259 150H258V149ZM8 149H10V150H8ZM32 149V150H31ZM61 149V150H60ZM91 149H93V147L91 148ZM193 149V150H192ZM199 149H201V150H199ZM205 149H207V151H206V153H203L204 151H205ZM214 149V150H213ZM236 149H237V151H236ZM245 149V150H244ZM24 150H25V152L26 151H30L29 152V154H32L33 152H35L36 154H37V156H38V160H36V158L35 157H37V156H35L36 154L35 153H33L32 155H34V156H32V159H31V156H28L27 154H28V152H27V154L25 155V152H24ZM45 150V151H44ZM57 150H58V152H57ZM63 150V151H62ZM90 150V151H89ZM106 150V151H105ZM121 150V151H120ZM212 150H213V152H212ZM226 150V151H225ZM240 150H242L243 151V153L242 154H238V153H241L242 151H240ZM255 150V152H253ZM256 150H258V151H256ZM22 151V152H21ZM44 151V152H43ZM82 151H83V153H82ZM130 151V152H129ZM201 151V152H200ZM234 151V152H233ZM61 152H63L62 154H64L63 155V160L60 158V155H62V154H60ZM76 152V153H75ZM80 154H79V153ZM95 152V151H94ZM119 152V153H118ZM126 155H124L123 153ZM129 152V153H128ZM210 153V154H207V153ZM216 154H215V153ZM230 152H231V154H230ZM235 152H236V154H235ZM244 152H246V153H244ZM247 152H251V153H247ZM59 153V154H58ZM203 153V154H202ZM259 155V156H257V154ZM70 154V155H69ZM98 154V155H97ZM115 155V157L114 156H111V155ZM128 154H129V157H128ZM202 154V155H201ZM243 154H245L246 156H247V158H246V156L244 155V157L242 156ZM251 154L253 155V154H255V155H253V156H255L254 158H255V160H256V157H257V161H255L254 160V158L253 157H250L251 156ZM22 155H24L23 157L25 158L26 156V158H29L30 160H33L34 158V160L36 161L35 163H33V164H31L32 163V161L31 162H29L30 164H29V167L30 166H32L33 168V171H36L37 173V175H39L41 172V170H44V171H42V173H43V177H45L44 175H46V177H45V179H46V181H45V179L44 180H42V181H40L41 179H43V177H42V173L38 176V178L37 179H40V177H42L40 180H37V183H38V186H36V187H38V190H40L41 189V187L43 188L44 187V189H41V193H37V191H35V193H36V198H33V196H34V194H33V196H32V194H25L26 196L25 197H21L18 193H19V190L21 189V185H22V182H21V178H19V176L18 175H20V173L21 172H23L24 171V162H25V159L22 157ZM39 155L41 156V158L39 157ZM42 155H45L44 156V158H43V156ZM54 155V156H53ZM66 155V156H65ZM89 155H91V158L92 157H94V156H96V157H99L100 158V160H99V162L100 161H103V162H100V163H102V165H99L98 163H96L98 160H96L95 161V159L94 158H92V160H88L89 162H87V159H88V157L90 158V156ZM93 155V156H92ZM117 155H119L120 157H117ZM14 156H16L15 157V159H13L14 158ZM102 156V157H101ZM108 156V157H107ZM122 156V157H121ZM145 156V157H144ZM249 156V157H248ZM21 157V158H20ZM34 157V158H33ZM111 157V161L109 160V165L111 166V168H110V166H107L108 165V161H107V158H110ZM236 157V158H235ZM17 158V159H16ZM18 158H20V159H18ZM23 158V159H22ZM56 158H57V160H56ZM79 158H81V159H79ZM87 158V159H86ZM90 158V159H91ZM102 158V159H101ZM106 158V159H105ZM230 158V159H229ZM253 158V159H252ZM263 158V159H262ZM9 159V160H8ZM44 159V160H43ZM47 159H48V161H47ZM64 159H67L68 161H66V160H64ZM85 159V161H80V160H84ZM97 159V158H96ZM114 159V160H113ZM147 159V160H146ZM238 159H240V160H238ZM18 160L20 161V162H18ZM24 160V161H23ZM42 160V162L44 161V166H45V168H47V169H45V168H43L44 166H43V164H42V162L40 163V161ZM143 160V161H142ZM151 160V161H150ZM242 160V161H241ZM250 160V161H249ZM253 160H254V164H253V168H254V170H253V168H252V165H249V164H252L253 163ZM21 161L23 162V163H21ZM60 161V163H58ZM65 161V162H64ZM94 163H93V162ZM107 161V162H106ZM113 161V162H112ZM140 161H141V163H140ZM151 162V164H150V162ZM241 161V162H240ZM249 161V162H248ZM38 162V164H36ZM46 162H47V165H46ZM75 162H79L80 164L82 163L83 165H85V163L87 164V165H85L84 167H83V165H81V167H80V164L77 166V164L75 163ZM92 162V163H91ZM107 163V164H105V163ZM144 162H146V163H144ZM148 162V163H147ZM252 162V163H251ZM263 162V163H262ZM61 163H63V164H61ZM65 163L66 164H68V163H70L71 164V167H72V170L71 171H73V172H71L70 171V166L68 167L67 165H66V168H67V170L65 169V167H63L64 165H65ZM90 163H91V165H90ZM107 166H105L104 164ZM249 163V164H248ZM256 163V164H255ZM14 164V165H13ZM23 164V165H22ZM34 164H36V165H34ZM56 164V165H55ZM58 164H61L60 166H61V168H60V166L58 165ZM70 164H68V165H70ZM95 164H97V166L98 167H105L109 172H107V170L104 168L103 169V172H100L101 174V176H102V174L104 175L103 177H106V178H104L103 179V177L102 178H100L99 177V173H98V169L99 168H97V166H95ZM141 164V165H140ZM143 164H148V165H146V167L147 166H149L148 168L149 169H151V170H149V171H151L154 175H155V173L154 172H156V175L155 176H152V178H151V176L149 175V174H147V171H146V168L145 167H143V166H145V165H143ZM158 164V165H157ZM248 164V165H247ZM258 164V165H257ZM261 166H260V165ZM12 165V166H11ZM19 165H20V169H19ZM63 165V166H62ZM104 165V166H103ZM138 165H140V169L138 168ZM150 165H152L151 167L152 168H154V167H156L154 170H152V168H150ZM153 165H155V166H153ZM255 165V166H254ZM43 166V167H42ZM55 166V167H54ZM73 166H74V168H76V167H78V169H79V172L77 171V169H76V171H74L75 169H73ZM87 166V167H86ZM88 166L89 167H91V168H88ZM93 166V167H92ZM250 166V167H249ZM53 167V168H52ZM83 168L84 169V171H81V170H83V169H81L80 170V168ZM97 168V169H94L95 171L94 172H97V173H94V172H92V168ZM101 167H100V171H102L101 170ZM248 167V168H247ZM18 168V169H17ZM40 168V169H39ZM52 168V169H51ZM88 169V171H89V174H88V171H86L85 169ZM110 168V169H109ZM159 168V169H158ZM61 171H60V170ZM142 169V170H141ZM145 169V170H144ZM12 170H14V171H16V172H14V171H12ZM19 170V171H18ZM47 170V171H46ZM113 170V171H112ZM137 170V171H136ZM143 170H144V172H143ZM148 170V169H147ZM10 171H11V173H10ZM53 171V172H52ZM70 171V172H69ZM91 171V172H90ZM134 171H136L135 173H134ZM139 171V172H138ZM146 171V172H145ZM154 171V172H153ZM46 172H47V174H46ZM61 172V173H60ZM66 172H68V174L66 173ZM75 172V173H74ZM84 172V173H83ZM110 172H112V173H110ZM144 173V175H143V173ZM6 173V174H5ZM74 173V174H73ZM80 173H82L84 176L83 177H86L87 175L86 174H88V175H90L92 178H93V180L92 181H89L88 179L90 178V179H92L90 176H88V179H87V177L86 178H81V174ZM93 173V175H95V177H93L91 174ZM107 173V174H106ZM114 173H115V175H114ZM138 173V174H137ZM143 175H141V174ZM146 173V174H145ZM53 174V175H52ZM73 174V175H72ZM75 174H77V175H75ZM134 174H136V175H134ZM171 174V175H170ZM179 174V175H178ZM2 175V176H1ZM112 175V176H111ZM146 175V177L148 176V179L150 178V180H151V182H150V180L148 181V180H146L145 179V176ZM177 175V176H176ZM183 175V176H182ZM18 176V177H17ZM59 176H60V178H59ZM79 176H80V178H79ZM133 176V177H132ZM141 176H142V178H144V179H142L141 178ZM185 176V177H184ZM11 177H13V178H11ZM16 177V180L14 179ZM68 177V178H67ZM74 177H76V179L78 180H75V178ZM110 177V178H109ZM168 177H169V180L167 181V179H168ZM179 177V178H178ZM79 178V179H78ZM98 178H99V181H98ZM136 178H141V179H139L140 181L139 182H137L138 181V179H136V182H135V179ZM174 178V179H173ZM181 178V179H180ZM185 178V179H184ZM187 178V179H186ZM50 179V180H49ZM69 179H71L70 181H72V182H70V181H68ZM82 179V180H81ZM84 179V180H83ZM87 179V182L85 181ZM102 179V180H101ZM131 179H132V181H133V183H132V181H131ZM180 180L178 183H179V185H180V187L182 188L181 190H179V186L176 188V186H177V184H175L174 185V182H173V180H175V183H177V181L178 180ZM15 180V182H13ZM19 180V181H18ZM73 180H75V181H77L78 182V185H77V182H74ZM82 182H84V183H88V184H90V186H86V184H84V186L81 184L80 185V181ZM104 180V181H103ZM142 180V181H141ZM152 180H154V181H152ZM172 181V183H171V181ZM186 180V181H185ZM189 180H191V183H189ZM11 181V182H10ZM41 183H40V182ZM181 181H182V183L183 184H181ZM67 182H66V185H65V187H67ZM69 182H70V184H69ZM82 182V183H83ZM91 182V183H90ZM92 182H94V183H92ZM129 182H130V184H129ZM165 182H166V185H165ZM12 183V184H11ZM39 183H40V185H39ZM43 183H45V186H43L44 184ZM139 183V184H138ZM144 183V184H143ZM167 183H169L168 185H167ZM195 183V184H194ZM16 184V185H15ZM21 184V185H20ZM129 184V186L131 187H133L134 186V188H136L137 189V187L136 186H138V189L139 188H142V192L143 193H139V194H141V195H143L144 196V198L142 199L143 201H142V203L143 204H137V209L139 208V209H142V210H140V211H142L141 212V214H139L140 215V219H141V221H140V219H139V216H137V220L136 219H133V217H131L130 215H134V213H136L137 211V209L135 210V208H134V206L133 205H135V203H137L138 202V200L140 201V198L139 199H135V201H134V196H135V198L137 197V194L136 193H134V192H136V191H138V190H136V191H134V188H132V190H131V192L132 191H134L133 192V194H134V196L132 195H129L128 193L129 192H127V190L128 191H130L129 190V186L127 187V185ZM171 184H173L172 186H171ZM184 184H186L187 185V187H185L184 186ZM188 184H189V187L192 189V190H190L189 191V187H188ZM5 185H7V186H5ZM11 185H12V187H11ZM14 185V186H13ZM49 187H48V186ZM103 185V186H102ZM140 185L142 186V187H140ZM181 185H183V186H181ZM7 187V189L5 188V187ZM8 186H10V188L8 187ZM57 186V188H55ZM167 186V187H166ZM170 186H171V188H170ZM47 187V188H46ZM51 187V188H50ZM65 187H64V189H65ZM84 187H86L85 189H86V191L88 190V188L89 187H91V188H89V190L88 191H90V190H92V192H91V194H90V192H89V194H87V192L85 191V189H83ZM103 187V188H102ZM125 187V188H124ZM126 187H127V190H125L126 189ZM169 187V188H168ZM183 187H185L188 191V194L186 193V196H184L183 197V195H184V193L186 192V191H184V193H182V191H183ZM197 189H196V188ZM49 188V189H48ZM59 188V189H58ZM92 188H94V189H92ZM98 188H101V189H98ZM165 188H167V192H169L170 193V196H169V198H171V200L172 199H178L179 198V195H181L180 196V198L178 199L179 200V202L181 201L182 202V200H187V198L189 197H191L189 200H190V203L189 204H191L192 206H191V208L189 207L190 205H188V206H186L185 204H181V210L182 209H186L185 211L184 210H182V211H180V204H178L179 202H178V200L176 199V201H174L173 200V202H175V205H174V203L173 204H171V205H173V206H171L170 208H169V206H170V204H169V206H168V210H173L172 208L175 206V209L176 210H173V212H172V214H168L169 212L166 210V206L168 205V202L170 201L171 202V200L168 198V200H166L164 197V195H166L167 197H168V195L167 194H169V193H166L165 191H166V189ZM173 188H175V189H177V191L174 189V190H170V189H173ZM184 188V189H185ZM48 189V190H47ZM123 189V190H122ZM131 189V188H130ZM144 189V190H143ZM162 189H164L165 191H163ZM3 190V191H2ZM18 190V191H17ZM94 190V191H93ZM100 190H101V194H100ZM123 191V193H121L120 194V192L119 191ZM125 190V191H124ZM168 190H170V191H168ZM195 190V191H194ZM8 191V192H7ZM16 191V192H15ZM48 191V192H47ZM95 191H96V193H95ZM140 191V190H139ZM161 191H163V194H162V196L160 195L161 194ZM174 191H176L175 193H174V195L172 196L171 194H173L172 192H174ZM181 191V192H180ZM194 191V192H193ZM13 192V193H12ZM75 192H77V190L76 191H72V193H75ZM93 192H94V194H93ZM128 194V195H126V193ZM147 192V193H146ZM178 192H180L181 194H179ZM199 192V193H198ZM10 193V194H9ZM63 193V194H62ZM78 193V194H79ZM193 193V194H192ZM196 193V194H195ZM78 194H77V197H78ZM81 194V193H80ZM95 194H97V198H93L94 197V195ZM146 196H145V195ZM158 194H159V197H158ZM176 194H178V195H176ZM191 194L193 195V196H191ZM10 195H13V196H11L10 197ZM18 196V197H16V196ZM29 195H30V200H31V202H30V200H28V206L30 205V203H32L31 204V206L34 208H31V210H32V213H31V217L29 216L30 214V212H29V210H30V208H29V210H28V206H25V205H27V199H29ZM74 195V194H73ZM86 195V196H85ZM89 197H88V196ZM99 195H101V197L99 196ZM189 195V196H188ZM15 196V197H14ZM49 196V197H48ZM76 196V195H75ZM84 196H85V198H86V201H87V203L85 202V198H84ZM91 196H93V197H91ZM119 196V197H118ZM131 196V197H130ZM177 196V197H176ZM9 197H10V199H9ZM42 198V201L44 200V202L45 203H43V204H39V203H41L42 201H41V198ZM68 197V198H67ZM80 197V196H79ZM98 197H100L101 198V200H100V202L98 201V199H100V198H98ZM133 197V198H132ZM138 197H140V196H138ZM162 197V198H161ZM166 197V198H167ZM183 197V198H182ZM205 197V198H204ZM8 199V200H6V199ZM17 198L18 199H20L19 200V202H18V204L16 205H14L13 203H14V201H16L17 200ZM23 198V199H22ZM26 198V199H25ZM61 200H59V199ZM80 198V199H81ZM130 198H132V200H133V203L128 207V208H130V207H132V208H134L133 210V212L131 211V213H129V211L128 210H132V208L131 209H128L127 208V204H124L125 202H127V201H125V200H128V202H129V204L132 202L131 200H130ZM182 198V200H180ZM204 198V199H203ZM13 199H15V200H13ZM35 199V200H34ZM40 199V200H39ZM79 199V198H78ZM77 199V200H78ZM97 199V201L95 202V200ZM115 199H117V200H115ZM159 199H160V201H159ZM165 199V200H164ZM203 199V200H202ZM25 200V201H24ZM34 200V201H33ZM47 200V201H46ZM92 201V203H94V204H92V205H90L91 204V201ZM162 200H164V201H167V202H164V201H162ZM189 200H187V203H188V201ZM192 200V201H191ZM204 200H206L205 202H203ZM20 201H22V203H24L22 206H24L23 208L25 209H22V206H21V208H20ZM24 201V202H23ZM63 201V202H64ZM94 201V202H93ZM115 201H117V203H115ZM137 201V202H136ZM30 202V203H29ZM34 202V203H33ZM71 202H72V200H71ZM97 202H98V204H97ZM127 202V203H128ZM180 202V203H181ZM184 202V201H183ZM202 202H203V204H202ZM10 203H11V205H14V206H12V207H10L11 205H10ZM36 203V204H35ZM49 203H48V205H49ZM90 203V204H89ZM115 203V204H114ZM122 203H123V205H124V208H123V206H122ZM164 203H166L165 204V209L163 208V206H164ZM172 203V202H171ZM184 203H186V202H184ZM89 204V205H88ZM200 204H202L203 205V207H202V205L200 206ZM205 204H206V206H207V209L209 210H205V208H206V206H205ZM209 204V205H208ZM211 204V205H210ZM7 205V206H6ZM9 205V206H8ZM62 205H64V203L62 204ZM142 205V206H141ZM179 205V206H178ZM187 207H185V206ZM194 205V206H193ZM200 206V208H198L199 206ZM19 206V207H18ZM94 206H95V208H94ZM136 206V205H135ZM162 206V207H161ZM177 206H178V210H177ZM6 207H9V208H7V209H11L10 211L9 210H7L6 209ZM14 207H16V208H14ZM71 207V208H70ZM27 208V209H26ZM91 208H93V209H91ZM194 210H193V209ZM202 208H203V210H205V216L206 217H208V219H206V217L205 218H203V216H202V212H203V210H202ZM5 209V210H4ZM22 209V210H21ZM45 209L47 210V209H49L48 208V206L47 207H45ZM53 209V208H52ZM118 210V212H120V213H117V210ZM127 209V210H126ZM200 209L202 210V211H200ZM227 209L229 210V211H227ZM18 210V211H17ZM85 210V211H84ZM95 210H96V212H95ZM148 212H147V211ZM194 211V213H191V212H193ZM231 210V211H230ZM233 210L236 212V213H234L233 212ZM24 211L26 212V214H27V216H28V218L30 219H27V217L24 215V214H22V213H24ZM36 211H38V210H36ZM87 211V212H86ZM144 211V212H143ZM160 211V214L162 213V212H164V215H162L161 214V216H160V214H158V212ZM175 211H180L181 212V214H182V216L184 217V219H186L185 221L187 222V220H191L192 221V223L190 224V222L188 221L187 223H189V224H187V223H185V221H184V223L186 224V225H184V224H181V222L184 220V219H182V216H181V218H180V216L178 215L179 214V212L177 213V212H175ZM184 211V212H183ZM196 211H199V212H196ZM3 212V213H2ZM18 212H19V215H24L23 217L22 216H18L17 214H18ZM39 212H40V210H39ZM72 212H70V213H72ZM121 212H124V213H126V215H124L123 213L121 214ZM167 212V213H166ZM170 212V213H171ZM175 212V213H174ZM185 212L187 213L188 212V214H189V216L186 214L185 215ZM201 212V213H200ZM206 212H208L207 214H206ZM223 212V213H222ZM225 212V213H224ZM70 213L68 212V216L70 217V218H72L71 216H70ZM93 213V214H92ZM116 213L119 215V217L121 216V218L124 220V223L125 222H127L128 220H130L131 222L130 223H132L133 222V224H134V221H132V219L133 220H135V227H134V225H132V231L129 229L127 232H125V230H127L129 227H131V225H128L127 223V226H124L125 228L126 227H128L127 229H123V225H126V224H123L122 222V219H120L119 217H118V215L117 216H115L116 218H119V219H116V221H115V218H114V220H113V217H114V215H116ZM138 213H140L139 211L136 213V214H138ZM144 213H146V215L144 214ZM166 213V214H165ZM175 214V216H176V218L174 217V216H172V219L169 217V216H171V215H174ZM200 213V214H199ZM228 213H230V214H228ZM233 213V215H231ZM10 214H14L15 216H12V215H10ZM75 214V215H74ZM113 214V215H112ZM136 214H135V217H136ZM192 214H195V216H197V215H200V217L201 218H203V220L201 219V218H199V216L198 217H196V219H188L189 217H191L192 216ZM224 214V215H223ZM227 214L229 215V216H227ZM236 214V215H235ZM4 215V216H3ZM17 215V216H16ZM81 217H80V216ZM208 215V216H207ZM222 215H223V218H222ZM226 215V216H225ZM113 216V217H112ZM124 216V217H123ZM126 216V217H125ZM130 216V217H129ZM147 216V217H146ZM160 216V217H159ZM165 217V218H161V217ZM179 216V217H178ZM188 216V217H187ZM195 216H193V218H195ZM231 216H233V218L231 217ZM12 217H16L15 219L14 218H12ZM19 217V218H18ZM26 217V218H25ZM80 217V218H79ZM173 217H174V219H173ZM232 218V220H227V218ZM237 217V218H236ZM25 218V219H24ZM132 218V219H131ZM198 218V219H197ZM221 218L223 219V220H221ZM224 218H226V222H228L227 224H225L224 225V223H226V222H224L223 224H222V226H221V222L222 221H224ZM235 218H236V220L238 219V221H235ZM148 220V221H146V220ZM175 219H176V221H175ZM179 219L181 220L180 221V223H179ZM206 219V220H205ZM10 220V221H9ZM22 220H25L24 222H25V224L26 225H24L23 223V221ZM82 220V221H81ZM94 220V221H93ZM125 220H127V221H125ZM139 220V221H138ZM195 220V221H194ZM197 220V221H196ZM204 221L203 223L204 224H202L201 222L202 221ZM234 220V221H233ZM19 221V222H18ZM110 221V222H109ZM120 221H122V222H120ZM193 221H194V223H193ZM199 221V222H198ZM201 221V222H200ZM231 221H232V223L234 224H232L231 223ZM4 222H5V224H4ZM6 222H8L7 223V225H6ZM57 222V220H54L53 222H51L52 224H50V227L52 228V230L54 231L53 233H56L57 231H58V229H57V227L55 228V226H56V223ZM113 222H114V224L116 223V225H113ZM140 222H142V226L140 225ZM144 222H145V225H144ZM148 222V223H147ZM196 222V223H195ZM198 222V223H197ZM220 224H219V223ZM241 224H240V223ZM121 223L123 224L122 226H120L121 225ZM129 223V222H128ZM146 223H147V225H146ZM199 223H201V224H199ZM231 223V224H230ZM2 224H4V225H2ZM12 224L14 225V226H16V227H13L12 226ZM23 224V225H22ZM55 226H54V225ZM120 224V225H119ZM136 224H138L139 226H141V227H143V229H142V231L144 232V235L145 236H143V235H141L143 232L141 231V227L139 228L140 230H139V232L137 231L138 230V228H136ZM150 224V225H149ZM217 224V225H216ZM236 224V225H235ZM239 224V225H238ZM19 225V226H18ZM184 225V226H183ZM191 225V226H190ZM196 225V226H195ZM243 226V228H242V226ZM21 226H25L24 228L23 227H21ZM95 226V227H94ZM110 226V227H109ZM113 226H116L117 228H118V230L115 228V227H113ZM155 226H157V227H155ZM181 226H183L182 228H181ZM193 226V227H192ZM220 226V227H219ZM225 227V229H224V227ZM18 227V228H17ZM138 227V226H137ZM185 227V228H184ZM190 227V228H189ZM192 227V228H191ZM205 227V228H204ZM217 227H219L218 229H217ZM231 227V228H230ZM238 227V228H237ZM240 227V228H239ZM14 228V230H12ZM50 228V229H51ZM87 228V227H86ZM96 228V230H94ZM134 228V229H133ZM137 230H136V229ZM147 228H148V231H147ZM158 228H160L159 229V233H158V231H156ZM187 228L189 229V230H187ZM235 228L236 229H238V230H236V232H238V234L236 233V232H234L235 231ZM11 229V230H10ZM19 229V230H18ZM49 229V231H51ZM55 229H57V230H55ZM93 229V230H92ZM114 229H115V231H114ZM119 229H121V231L119 230ZM204 229V230H203ZM229 229V230H228ZM245 229V230H244ZM9 230H10V232H9ZM17 230V231H16ZM118 231V233H117V231ZM136 230V232H138V236H136L135 234H133V231H135ZM193 230H195V232L193 231ZM228 230V231H227ZM232 230H233V232H232ZM6 231V232H5ZM93 231H94V234H93ZM156 231V232H155ZM176 231V232H175ZM186 231V232H185ZM188 231H190L189 232V234L187 233ZM201 231V232H200ZM5 232V233H4ZM13 232V233H12ZM23 232V233H22ZM31 232V231H30ZM30 232L28 233V234H30ZM92 232V233H91ZM96 232V233H95ZM123 232H124V234L126 235L127 234V236H125L124 235V237H123ZM142 232V233H141ZM153 232H154V238L153 237H149V234L151 235H153ZM225 232V233H224ZM227 232V233H226ZM4 233V234H3ZM8 233V234H7ZM12 233V234H11ZM52 233V231H51V234H53ZM89 233V234H88ZM92 235H91V234ZM114 233V234H113ZM139 233H140V235H139ZM194 233H197L198 235H194ZM229 233H234V234H229ZM240 233V234H239ZM3 234V235H2ZM15 234V235H14ZM27 234V235H28ZM83 236H82V235ZM108 234H109V236H108ZM111 234H113V235H111ZM119 234L121 235V236H119ZM130 234H133L132 235V237L130 236V238H129V235ZM216 235V236H214L213 237V235ZM226 234V235H225ZM237 234V235H236ZM95 235V236H94ZM118 235V236H117ZM160 235H161V237H160ZM186 235V236H185ZM236 236L235 238H234V236ZM94 236V237H93ZM133 236H136V238H134ZM140 236H142L141 238H140ZM222 236V237H221ZM238 236V237H237ZM260 236V237H259ZM87 237V238H86ZM91 237V238H90ZM122 237V238H121ZM217 239H216V238ZM89 238V239H88ZM132 238H133V245H131V242H132ZM144 238H142V239H144ZM159 238V239H158ZM161 238V239H160ZM120 239V240H119ZM121 239H123L124 240V243H125V245L126 244H128V242L130 243V244H128L127 246L128 247H126V250H125V246H123V245H121V244H124V243H121L123 240H121ZM141 239V240H142ZM150 239H151V241H150ZM211 239V240H210ZM213 239H215L216 240V243H214L215 242V240H213ZM80 240V241H81ZM96 240H97V242H96ZM114 240V241H113ZM119 240V241H118ZM147 240V241H146ZM159 241L157 244L159 245L158 246V249L156 248V250L154 251V249H155V247H157V244L155 243V242H157V241ZM79 241V242H80ZM113 241V243L111 244V242ZM143 241V240H142ZM115 242V243H114ZM161 242V243H160ZM209 243V244H206V243ZM95 243H96V246H95ZM108 243V244H107ZM80 244V245H79ZM113 244H115V245H113ZM141 244H143V243H141ZM160 244H162V245H160ZM206 244V245H205ZM212 244V245H211ZM77 245L79 246L78 248H77ZM133 246V247H135V248H137V250L135 249V248H129V246ZM153 245V246H152ZM154 245H155V247H154ZM205 245V246H204ZM208 245V246H207ZM70 246H73V250L71 249V247ZM113 246V247H112ZM119 246H122V248H120ZM149 246H150V248H151V246H152V248H154L153 249V251H152V249H149ZM204 246V247H203ZM217 246H218V248H217ZM86 247V248H85ZM143 247V246H142ZM161 247V248H160ZM207 249H206V248ZM229 247V248H228ZM95 248V249H94ZM116 248H120V249H118V250H116ZM201 248H202V250L204 249V252H206L205 253V256H204V253H202L203 251L201 250ZM209 248V249H208ZM50 249V250H49ZM64 249V250H63ZM67 249V250H66ZM70 249L72 250V252L70 251ZM74 249H75V251H74ZM86 249H88V250H86ZM122 249V251H123V253H122V251H120ZM129 249H131V250H129ZM132 249L134 250L135 249V251L136 252H134V251H132ZM138 249H139V251H138ZM206 249V250H205ZM211 249V251L214 249V251H209ZM237 251H236V250ZM262 249V250H261ZM53 250V251H52ZM62 250V251H61ZM69 250V251H68ZM80 250V251H79ZM111 250L113 251L114 250V254L116 253V251H117V255H122V256H116V254L115 255H113V253L111 252ZM130 252H129V251ZM158 250V251H157ZM165 250V249H164ZM202 252H201V251ZM230 250V251H229ZM59 251H61L62 252V254H59V253H56V252H59ZM63 251H67L66 253H67V255L65 254V256L63 255ZM108 251V252H107ZM111 253H110V252ZM120 251V252H119ZM128 251V252H127ZM141 251V252H140ZM143 251H145L144 250V248H143ZM208 251H209V254H208ZM53 252V253H52ZM60 252V253H61ZM89 252V251H88ZM98 252V253H97ZM104 252H107L109 255H106V253H104ZM165 252V253H164ZM234 252V253H233ZM238 252V253H237ZM48 255V258H47V255ZM65 253V252H64ZM71 253V254H70ZM128 253V254H127ZM132 253V254H131ZM136 253V254H137ZM211 253V254H210ZM231 253V254H230ZM52 254V256L54 257V255L53 254H57L56 256H55V258L53 259V257H51L50 255ZM124 254V255H123ZM138 254L136 255V256H138ZM163 254H166L167 255V257H165L166 255H163ZM203 254V255H202ZM228 254V255H227ZM132 255V256H131ZM207 255H208V257H210V256H213L214 255V257H211V259H209V258H207ZM37 255H34L33 254V258L31 257V259H35V260H32V261H34L35 263H32V261H31V263L32 264H38V261H37V257H38ZM60 256V257H59ZM66 257V258H62L61 259V257ZM84 256V257H83ZM88 256V258L89 259H87L86 257ZM109 256V257H108ZM112 256H114L113 257V259H112ZM116 256V257H115ZM124 256V257H123ZM131 256V257H130ZM144 256H146V255H144ZM200 256V257H199ZM41 257H43V258H41ZM68 257V258H67ZM100 257V258H99ZM139 257V256H138ZM141 257V256H140ZM140 257H139V259H140ZM157 257V256H156ZM207 259H206V258ZM259 257V256H258ZM71 258H74L73 260L71 259ZM85 258V259H84ZM115 258V259H114ZM124 258H126V259H124ZM147 258V257H146ZM163 258H165V259H163ZM167 258V259H166ZM202 258V259H201ZM46 259V260H45ZM49 259V261H47ZM89 261H87V260ZM92 259V258H91ZM90 259V260H91ZM118 259H120V260H118ZM138 259V260H139ZM142 259H143V261H142ZM145 259V257H143V258H141L140 260L142 261L141 262V264L143 263V264H146L147 263V260L145 261L144 260ZM199 260V261H195V260ZM44 260L45 261H47V263H45L44 262ZM71 260V263L69 262ZM93 260V259H92ZM97 260V261H96ZM108 260H109V262H108ZM123 260H124V262H123ZM129 260H131V261H129ZM133 260H135V262H133ZM165 260V261H164ZM230 260V261H229ZM74 261H76V262H74ZM83 261V262H82ZM104 261H105V263H104ZM159 261V260H158ZM206 261V262H207ZM216 261V260H215ZM49 262V263H48ZM81 262V263H80ZM123 262V263H122ZM211 262H208V264H212ZM221 262V260H219V261H216V263L215 264H217V263H220ZM229 262H231V263H229ZM119 263H117L116 262V264H119ZM199 263H197V264H199ZM204 263V262H203ZM136 264V263H135ZM154 264V263H153ZM205 264V263H204ZM207 264V263H206ZM220 264H222V262L220 263ZM223 264H225L224 262H223Z\"/></svg>",
    "mask_w": 264,
    "mask_h": 264
},
{
    "label": "bare ground",
    "instance_id": "obj_2",
    "mask_svg": "<svg viewBox=\"0 0 264 264\" xmlns=\"http://www.w3.org/2000/svg\"><path fill=\"white\" fill-rule=\"evenodd\" d=\"M0 1H1V0H0ZM11 1L13 2L14 0H11ZM24 1H25V0H24ZM26 1H27V0H26ZM68 1H69V0H68ZM76 1H78V0H76ZM82 1H84V0H82ZM82 1H81V2H82ZM115 1H116V0H106L107 6L111 7L112 9H113V8H117V7H119V5L116 7ZM124 1H126V0H123V3H125ZM141 1H144V0H141ZM156 1H157V0H156ZM156 1L154 0V2H156ZM158 1H160V0H158ZM164 1H165V0H164ZM168 1H169V0H168ZM172 1H173V0H172ZM172 1H170V3H171ZM183 1L186 2V7H187V5H189V6H188V10L190 11L191 8L189 9V7H190V5L192 4V2L195 1V0H180V1H179V2H180L179 5L182 3L181 5L183 6ZM205 1H206V0H205ZM205 1L203 0V2H202L201 0H199V1L196 0L195 5H197L198 7H201L202 5L204 6V4H208V3H206ZM12 2L10 3V2L8 1V3H10V6H12V5H11ZM27 2H28V1H27ZM31 2H32V1H31ZM37 2H38V1H37ZM42 2H43V1H42ZM42 2H41V3H42ZM44 2H45V1H44ZM44 2H43V3H44ZM117 2L120 3L121 1L119 2V0H118ZM133 2H134V0H133ZM161 2H162V0H161ZM173 2H174V1H173ZM197 2H198V3H197ZM200 2H202V5L200 4ZM212 2H213V1H212ZM212 2H211V3H212ZM223 2H224V1H223ZM2 3H3V2H0V6H1ZM5 3H6V2H5ZM5 3H3L2 5H5ZM14 3H15V2H14ZM46 3H47V2H46ZM66 3H67V1H66ZM71 3H72V2H71ZM76 3H77V2H76ZM76 3H75V4H76ZM95 3H96L95 0H86L84 6H83L80 10H79V9H78V10H75V14L77 15V17H76L75 19H74V17L71 16V15H73V13H72L71 15H70V14H69V15L66 14V15H68V16H66V15L64 14V15L66 16V18H65V16H63V18H65V19L61 18V19H63L64 21L62 20V22H60V23L58 22V23H59L58 25L56 24V25H57L56 28H57V30L59 29L58 32H60V35L62 36V40H61V41H62V42H61L62 44H60L59 42H58V43H59V45L62 46V48L64 47V48H63L64 50H63V51H61V50H58V51H57V49H56V52H55V51L53 50V48L50 49V48L48 47V48H47L48 50H50V51L53 50V51L55 52V53H53V56H52V53H50V51H49V52H48V51L45 52L46 49L43 48V51L46 53V56H47V53H48V54H50L52 57H54V58H53L54 60L50 57V62H52V61L54 62V61H55L54 63L52 62V66L55 65L56 60H58V62L61 64L62 60H64V59L66 60V61H64V63H66V62L68 61V64H69V63H70L69 60H71V57L75 55V51L78 52V51L76 50V45H75V40H74V39L77 38V37L74 38V33H75V31H76L77 28L81 27L82 25H87L88 27H90V29L93 28V27H95L96 25H97V27H98V23H99V19L101 18V15H100V11H99V9H98L99 7H98ZM123 3L121 2V5H123ZM145 3H147V2H145ZM145 3H144V6H145ZM164 3H165V2H164ZM177 3H178V2H177ZM233 3H234V2H233ZM263 3H264V2H263ZM30 4H31V3H30ZM60 4H61V3H60ZM77 4L79 5V4H81V3H77ZM99 4H100V1H99ZM137 4H138V3H137ZM137 4H136L135 7L138 6ZM149 4H151V3H149ZM154 4H155L156 6H157V5L160 6L159 3H158V4H157V3H153V5H151L150 8H151L152 6H154ZM162 4H163V3H162ZM260 4H261V3H260ZM26 5H28V3H26ZM26 5H25V6H26ZM66 5H67V4H66ZM73 5H74V4H73ZM167 5L170 6L169 4H167ZM167 5H165V6H167ZM172 5H173V3H172ZM177 5H178V4H177ZM179 5H178V6H179ZM199 5H200V6H199ZM251 5H253V4H251ZM258 5H259V4H258ZM10 6H8V9H9ZM13 6H14V5H13ZM43 6H44V4H43ZM43 6H42V7H43ZM45 6H46V5H45ZM61 6H62V5H61ZM70 6H71V5H70ZM79 6H80V5H79ZM132 6H134V5H132ZM144 6H143V8H144ZM147 6H148L147 8H149V5H147ZM156 6H155V7H156ZM192 6H193V4H192ZM192 6H191V7H192ZM231 6H232V5H231ZM237 6H238V5H237ZM242 6H243V5H242ZM32 7H33V6H32ZM34 7H35V6H34ZM71 7H72V6H71ZM105 7H106V6H105ZM121 7H122V6H121ZM135 7H134V9H136ZM139 7H140V6H139ZM248 7H249V6H248ZM248 7H246V9H247ZM0 8H1V7H0ZM12 8H13V7H12ZM12 8H11V9H12ZM45 8H46V7H45ZM60 8H61V7H60V5H59V9H60ZM78 8H79V7H78ZM123 8H124V7H123ZM125 8H126V6H125ZM145 8H146V7H145ZM147 8H146V9H147ZM150 8H149V9H150ZM160 8H161V7H160ZM178 8H179V7H178ZM195 8H196V6H193V9H195ZM226 8H227V7L224 8L225 11H224V9H223L222 11L220 10V12H224L221 16H219V14H218V16L220 17V20H221V22H222L223 25H222L220 28L217 27V28L219 29V38H218L219 41H218L217 44L214 46V48H212V49H208V47H205L202 43L197 42V38H196V39H195L194 37L191 38L192 35H191V37H190V35H189V36H187V38L190 37L189 39H195L194 41H196L197 43H193L192 40H191V42H190V40H187V38H186V42H187V43H186V42H184V43L187 44V46H188L189 48H190L191 45L189 46V45H188V42H189V44H190V43L194 44L193 46H198L197 48H196V47H193V48H195V52H196L197 55L194 53V49H193V50L191 49L192 47L190 48V49L192 50V52H191V51H188V52H187V51H185V50L183 49V50L186 52V54L184 53L185 56L187 55V53L189 54V52H191V54L193 55V56H192V55L189 54V56H186V57L183 58V60H186V62H187V59H190V60L192 59L190 56L193 57V59H192L191 61H188L190 64L192 63V64L190 65V67H193V68H194V69L192 70V72H194V70H197V69H196V66H195V64H194L195 62H196V65H197L198 61H199V64H200V62L203 63L202 67L199 68L201 71H200V70H197V71H200V72H197V71H196V74H195V73L193 74V75H196L195 78L198 80V81L196 80V82H200V81H201V79H199L198 77L201 78V77L205 76V74L208 75V74H211V73H212V72L210 73L209 70H208L209 73L206 72V69H207L208 67H209L210 69H211V67H213V68H215L216 70H217V69H218V70L223 69V72H222L221 74H219V75L214 74L215 76H218V77H213V79H210V81L213 80L212 82L214 83V82H215L214 79L217 80V78H218L217 82L219 83V85H218L217 83H215V85H217V86H216L217 88H219L221 85H222L223 89L226 88V87H229V89H228V90H229V91H228L229 94H227L226 96H224V95H219V94H218V95H217V94L214 95L215 97L221 99V100H220V101H221V104H222V106H225V107H222V108H218V107H217L218 109H217V108H213V107L215 106V104L213 103L214 101H213L212 98H211V97H213V96L210 97L209 94H210V93H211V94H214V93H212L213 91L210 92V90L207 89V87L211 84V83H208V82H207L206 85L209 84L208 86H206V89H207V90L205 89V87H204L205 90H204V89H203V90H204V92L206 91L205 94H206V93L208 94L207 91H209V94H208V95L206 94V96H204L205 94H204L203 90L200 91V89H199V92L202 93V94H201L202 96H200V97H194L195 99L192 100V101H194V102L197 104V107H196V106L194 107V105H193L194 103H193V104H192V106L194 107L193 109H190V106H189L188 109H187V107L184 108V109H187L186 113H185V112H184V113L187 115V117H185V119L187 118V120H188L189 123H191L190 121L192 120V122H193V121H197V124H198L199 121H202L204 118H210V121H209V122H211L212 126H213V125H214V126L217 125V126H218V127H217V128H218V131H219V128H220V131H219V134H220V135H218V137H220V141H221L220 144H224L225 142L229 143L228 140H229L231 143H233V142L231 141V138H234V137H233L234 135L236 136L235 138H237V135L234 134V135L232 136V132H231V128L235 127V124L233 125V123L231 124L230 122H226V121L224 120L225 118H231V117L234 116V118H236V119L238 118V119H240L241 121H242V120L244 121V119H243V118H244V117H243L244 115H245V117L247 116L249 119L252 118V120H253V118H255L254 121H256L257 119L260 120V118H264V86H261V88H259V89H258V88H254L255 86H254L253 84H255V83H253V82L250 81V80H251V77H250V75H249V69H250L249 67L252 65V64L250 65V63H253V61H256V59H259L260 56H264V4L257 6V8H254L253 13H252V11H249V9H247V10L245 9V10H242L241 12L234 13L233 10H232L231 8H230V9L232 10V11L230 10L231 12H226ZM234 8H235V7H234ZM238 8H239V7H238ZM11 9H10V10H11ZM17 9H18V8H17ZM27 9H28V8L26 7L25 11H26ZM39 9H40V8H39ZM46 9H47V8H46ZM75 9H77L76 5H75ZM101 9L103 10V8H101ZM112 9H111V10H112ZM117 9H118V8H117ZM117 9H115V10H117ZM132 9H133V8H132ZM152 9H153V8H152ZM152 9H151V11H152ZM179 9H182V10L180 11ZM179 9H177L178 14H179V12H180V13L183 12V14H182L183 16L180 14L181 19H182V17H184V13L186 12V10L184 9V10H185V11H184L182 7L179 8ZM198 9H199V8H198ZM198 9H197V10H198ZM241 9H242V8H241ZM6 10H7V9H6ZM6 10H5V12H6ZM29 10L31 11L32 9H29ZM35 10H36V9H35ZM41 10H42V9H41ZM69 10H70V9H69ZM111 10H110V11H111ZM139 10H140V8H139ZM139 10H138V11H139ZM164 10L166 11V9H164ZM169 10L172 12V10H173V9H172V6H171V9H170V7H169ZM188 10H187V12H188ZM228 10H229V9H228ZM1 11H2V10H1ZM58 11H59V10H58ZM66 11H67V9H66ZM76 11H77V13H76ZM118 11H119V9H118ZM121 11H122V10H121ZM140 11H141V10H140ZM140 11H139V12H140ZM151 11H149V13H150ZM165 11H164V13H165ZM173 11H175V10H173ZM195 11H196V9H195ZM236 11H237V7H236ZM39 12H40V11H39ZM113 12H114V11H113ZM116 12H117V11H116ZM116 12H115V13H116ZM133 12L136 13L137 10H135V11H133ZM133 12H132V13H133ZM139 12H138V14L141 15V13H139ZM141 12H143V10H142ZM144 12H145V10H144ZM152 12H153V11H152ZM154 12H155V15H157V14H156V10H155ZM162 12H163V10H162ZM162 12H161V13H162ZM187 12H186V14H187ZM248 12H250L249 14H251V13H252V14H251V15H248ZM1 13H4V12H1ZM26 13H27V11H26ZM28 13H29V11H28ZM28 13L26 14V16H29ZM62 13H64V11H63ZM67 13H68V12H67ZM122 13H123V12H122ZM132 13H131V14H132ZM145 13H146V15L149 14V13L147 14V11H146ZM157 13H159V12H157ZM166 13H167V11H166ZM246 13H247V14H246ZM16 14H17V13H16ZM18 14H19V13H18ZM20 14H22V13H20ZM31 14H32V13H31ZM129 14H130V13H128V15H129ZM131 14H130V16H131ZM136 14H137V13H136ZM143 14H144V13H143ZM143 14H142V15H143ZM186 14H185V15H186ZM58 15H59V12H58ZM115 15H117V13H116ZM128 15H127V16H128ZM162 15H163V14H161V16H162ZM173 15H174V14H173ZM175 15H176V14H175ZM215 15H216V14H215ZM22 16H23V15H22ZM31 16H32V15H31ZM31 16H29V18H30ZM34 16H35V15H34ZM60 16H62V15H60ZM104 16H105V15H103V17H104ZM107 16H108V15H107ZM133 16H134V15H132V18L130 17L131 20L133 19ZM143 16H144V15H143ZM143 16H141V17H143ZM152 16H154V13H153V15L151 14V17H152ZM158 16H159V14L157 15V17H158ZM161 16H160V17H161ZM178 16H179V15H178ZM13 17H14V16H13ZM23 17H25V14H24ZM32 17H33V16H32ZM32 17H31V18H32ZM38 17H39V16H38ZM52 17H55V18H56V16H52ZM105 17H106V16H105ZM105 17H104V18H105ZM115 17H116V16H115ZM134 17H136V16H134ZM144 17H146V16H144ZM155 17H156V16H155ZM157 17H156V18H157ZM160 17H158L156 20L158 21V20L160 19ZM164 17H165V18H164ZM172 17H173V16H172ZM213 17H214V16H213ZM216 17H217V16H216ZM216 17H215V18H216ZM16 18L19 19V17H18L17 15H16ZM16 18H15V20H16ZM29 18H27V20H28ZM35 18H37V17H35ZM106 18H107V17H106ZM139 18H140V17H139ZM209 18H210V17H209ZM56 19H57V18H56ZM61 19H60V21H61ZM101 19H102V18H101ZM101 19H100V20H101ZM109 19H110V18H109ZM109 19L107 18V19H105V21H106V20H109ZM136 19H137V18H136ZM140 19H141V18H140ZM144 19H145V18H144ZM144 19H143V22H146V23H147V20H144ZM162 19H165V20H166V16L164 15L163 18H161V20H162ZM170 19H173V18H170V14H169V18H168V20H170ZM174 19H175V17H174ZM179 19H180V17H179ZM216 19H217V18H216ZM5 20H6V19H5ZM15 20H14V21H15ZM128 20H129V18H127V21H128ZM141 20H142V19H141ZM148 20L150 21V19H148ZM152 20H154V18H152ZM152 20H151L150 22H148V23H151ZM156 20H155V21H156ZM165 20H164V21H165ZM168 20H167V21H168ZM202 20H203V19H202ZM9 21H11V20L9 19ZM14 21H12V24H13V25L11 24V26H14V27H15V25H14ZM25 21H26V19H25ZM29 21H30V20H29ZM133 21H135V20H132V22H133ZM137 21H138V20H137ZM139 21H140V20H139ZM155 21H154V23H155ZM170 21H171V20H170ZM170 21H168V22H170ZM0 22H1V21H0ZM4 22H5V24H6V21H4ZM4 22H2V23H4ZM7 22H8V20H7ZM102 22H104L103 19H102ZM111 22H112V21H111ZM128 22H129V21H128ZM158 22H159V21H158ZM171 22H172V21H171ZM208 22H209V20H208ZM213 22H217V21H215V19H214ZM19 23H20V22H19ZM19 23H18V24H19ZM24 23H25V22H24ZM24 23L22 22V24H24ZM29 23H30V22H29ZM39 23H40V22H39ZM211 23H212V22H211ZM0 24H1V23H0ZM5 24H3V25H5ZM9 24H10V23H8V25H9ZM53 24H54V23H53V21H52V25H53ZM104 24H105V22H104ZM108 24H109V23H108ZM24 25H26V24H24ZM24 25H23V26H24ZM33 25H34V24H33ZM40 25H41V24H40ZM48 25H49V26H48V28H49V27H50V22H49ZM102 25H103V24H102ZM112 25H113V24H112ZM217 25H218V24H216V26H217ZM18 26H19V28H16L18 31H20V32H21V31L24 32V31L26 30V29L24 30V28H23L22 30L20 29V26H22V25H18ZM23 26H22V27H23ZM28 26H29V25H28ZM28 26L26 25V27H28ZM34 26L36 27V24H35ZM100 26H101V24H100ZM196 26H197V25H196ZM199 26H200V25H199ZM204 26H205V25H204ZM16 27H17V26H16ZM35 27H34V28H35ZM108 27H109V26H108ZM197 27H198V26H197ZM7 28H8V27H6V28H3V27H2V29H7ZM29 28H30V27H29ZM95 28H96V27H95ZM110 28L112 29V27H110ZM110 28H109V29H110ZM201 28H202V27H201ZM207 28H208V27H207ZM2 29H0L1 32H2V31L5 32V30H2ZM13 29H15V28L12 27V31H10V32H13V31H14ZM16 29H15V30H16ZM19 29H20V30H19ZM36 29H37V27H36ZM39 29H40V28H39ZM81 29H83V27H81ZM103 29H104V28H103ZM189 29H190V28H189ZM202 29H203V28H202ZM218 29H217V31H218ZM10 30H11V28H10ZM33 30H34V29H33ZM48 30H49V29H48ZM78 30H79V29H78ZM78 30H77V31H78ZM88 30H89V28H88ZM88 30H84L85 33H84L83 30H81V31H83L84 34H87L86 31H88ZM94 30H96V29H94ZM98 30L100 31L99 28H98ZM190 30H191V29H190ZM196 30H197V29H196ZM18 31H16V33H17ZM35 31H36L35 34H38V32H37L38 30H35ZM50 31H53V29L51 30V27H50ZM79 31H80V30H79ZM101 31H102V30H101ZM110 31H111V30H110ZM204 31H207V30L204 29ZM20 32H18V33H19L18 35H19V37L21 38V37L23 36V34L20 35ZM22 32H21V33H22ZM28 32H29V31H28ZM41 32H42V31H41ZM93 32H95V31H93ZM93 32H92V33H93ZM183 32H185V31H183ZM183 32H182V33H183ZM209 32H210V31H209ZM209 32H208V33H209ZM213 32H214V31H213ZM6 33H7V32H6ZM25 33H26V32H25ZM32 33H33V31H32ZM89 33H90V32H89ZM95 33H96V32H95ZM95 33H93L92 35H93V36L96 35ZM97 33H98V31H97ZM107 33H108V32H107ZM185 33H186V32H185ZM187 33H189V32H187ZM11 34H13V33H11ZM33 34H34V33H33ZM56 34H59V33L56 32ZM180 34H181V33H180ZM180 34H179V35H180ZM192 34H193V33H192ZM199 34H200V36H202V35H201V32H200ZM5 35H6V34H5ZM7 35H8V34H7ZM9 35H10V33H9ZM9 35H8V36H9ZM14 35H15V34H14ZM18 35H17V36H18ZM30 35H31V34L28 33V36H30ZM41 35H42V34H41ZM60 35H59V36H60ZM8 36H5V37H8ZM12 36H13V35H12ZM32 36H33V35H32ZM32 36L29 37L30 39H29L28 37H23V38H22L23 40L21 39V40L23 41V42H22L23 44L20 45L21 42L19 43V41H20V40H19L16 44H14V46H15L14 48H16V50H17V47H19V48H20V46L22 47V46L24 45V40H25L24 38H28V41H29V40H31V37H32ZM61 36H60V37H61ZM76 36H77V35H76ZM79 36H81V35L78 34V38H79ZM102 36H104V35L102 34L101 37H102ZM200 36H199V37H200ZM203 36H204V34H203ZM203 36H202V37H203ZM9 37H11V36H9ZM13 37H16V35L13 36ZM33 37H34V36H33ZM50 37H51V40H52V35H51ZM94 37H95V36H94ZM97 37L99 38V36H97ZM175 37H176V36L173 37V38H174V41L171 42V43H173V47H175V43L177 42V41L175 42V40H176V39L178 40L181 36H177L176 38H175ZM208 37H209V36H208ZM0 38H1V36H0ZM16 38L18 39V37H16ZM34 38H35V37H34ZM45 38H46V37H45ZM47 38H49V37H47ZM73 38H74V39H73ZM83 38H85V35H84ZM203 38H204V37H203ZM5 39H6V38H5ZM5 39L3 38V40H5ZM11 39H12V38H11ZM14 39H15V38H14ZM81 39H82V37H81ZM95 39H96V37H95ZM99 39H100V38H99ZM201 39H202V38H201ZM255 39H256V40L258 39L259 41H261L259 47H255V46H252V45H251V41H252V40H255ZM34 40H35V39H34ZM44 40H45V39H44ZM84 40H85V39H84ZM88 40H89V39H88ZM92 40H94V39H92ZM101 40H102V39H101ZM133 40H134V39H133ZM182 40H183V39H182ZM37 41H38V40H37ZM37 41H36V42H37ZM40 41H41V40H40ZM49 41H50V40H49ZM52 41H53V40H52ZM52 41H51V42H52ZM54 41H55V40H54ZM77 41H78V39H77ZM82 41H83V40H82ZM85 41L87 42V35H86V40H85ZM95 41H96V40H95ZM97 41H98V40H97ZM97 41H96V42H97ZM171 41H172V40H171ZM199 41H202V40H199ZM207 41H208V40H207ZM8 42H9V46H10V47H13V46H11V44H10L11 41L9 40ZM38 42H39V41H38ZM86 42H85V43H86ZM137 42H138V41H137ZM202 42H203V41H202ZM208 42H210V41H208ZM13 43H14V42H13ZM32 43H33V42H32ZM34 43H35V42H34ZM34 43H33V44H34ZM43 43L46 44V41L43 42ZM43 43H42V44H43ZM81 43H82V42H81ZM93 43L95 44V42H93ZM131 43H133V42H131ZM141 43H142V42H141ZM0 44H2V42H1ZM17 44H19V45L17 46ZM27 44H28V43H27ZM47 44H49V42H48ZM82 44H83V43H82ZM88 44H89V41H88ZM124 44H125V43H124ZM129 44H130V43H129ZM136 44H137L136 46H139V45H138L139 43H136ZM195 44H196V45H195ZM198 44H199V45H198ZM252 44H253V43H252ZM12 45H13V44H12ZM56 45H58V44H57V41H56ZM56 45H55V46H56ZM80 45H81V44H80ZM83 45H84V44H83ZM85 45H86V44H85ZM164 45H165V44H164ZM169 45L172 46V44H169ZM176 45H177V44H176ZM183 45H184V44H183ZM183 45H179L180 48H177V46H176V48H177V49H181V46L184 48ZM6 46L8 47V44H7ZM32 46H33V45H32ZM34 46H35V45H34ZM34 46H33V47H34ZM37 46H38V45H37ZM37 46H35L34 48H36ZM40 46H41V44H39V48H40ZM47 46H48V45H47ZM47 46H45V47H47ZM55 46L52 45V47H54V48H55ZM78 46H79V44H78ZM126 46H127V45H126ZM167 46H168V45L164 46V48H165V52H164V53H161V52H163L164 50H161V51H160L162 58L164 57V58H163L164 60H166L165 57H166V55H167V53H166V52H167V51H166V49H167L166 47H167ZM179 46H178V47H179ZM3 47L5 48V50L7 49V48L5 47V45H3ZM29 47H30V46H29ZM43 47H44V46H43ZM58 47H59V46H58ZM79 47H80V46H79ZM86 47H87V46H86ZM86 47H85V48H86ZM94 47H95V46H94ZM128 47H129V46H128ZM143 47L146 48V46H142V48H143ZM149 47H150V45H149ZM149 47H147V49H148ZM154 47H156V46L153 45V48L151 47V49H154V50H155V49L157 48V47H156V48H154ZM209 47H211V46H209ZM23 48H24V47H23ZM25 48H26V46H25ZM34 48H33V49H34ZM85 48H84V46H83V47L81 46V48H79V49H82V51H81L82 53H76V54H81V55L83 56V55H84V53H83V52H84L83 49H85ZM129 48H130V47H129ZM131 48H132V47H131ZM131 48H130V49H131ZM137 48H138V47H137ZM139 48H140V47H139ZM164 48H163V49H164ZM176 48H173V49H174V50H173V49H171V48L169 47L168 49H171L173 52H175V51L177 52V49H176ZM9 49H11V48H9ZM9 49H8V50H9ZM28 49H29V48H28ZM44 49H45V50H44ZM89 49H90V48H89ZM134 49H135V48H134ZM140 49H141V48H140ZM147 49H145V50L148 52L149 49H148V50H147ZM151 49H150V50H151ZM3 50H4V49H3ZM18 50H21V48L18 49ZM24 50H25V49H24ZM38 50H40V49H38ZM128 50H129V49H128ZM141 50H142V49H141ZM145 50H144V51H145ZM150 50H149V51H150ZM171 50H170V54L173 53V52L171 53ZM197 50H198V53H197ZM9 51H10V50H9ZM12 51H13V49H12ZM64 51H65V52H64ZM115 51H116V50H115ZM131 51H132V50H131ZM131 51H130V52H131ZM135 51H137V49H135ZM146 51H145V53H146ZM178 51H180V50H178ZM1 52H2V51H1ZM10 52H11V51H10ZM17 52H18V51H17ZM22 52H23V51H22ZM22 52H21V53H22ZM29 52H31V51H29ZM40 52H41V51H40ZM40 52H38V53H40ZM44 52H43V55H44ZM60 52H61V53H60ZM79 52H80V51H79ZM130 52H129V54H130ZM151 52H152V50H151ZM151 52H150V54H153V53H154V52H152V53H151ZM11 53L17 54V53H15V52H11ZM11 53H10V54H11ZM21 53H20V55H21ZM27 53H28V52H27ZM36 53H37V52H36ZM36 53H35V51H34V54H36ZM38 53L36 54V57L39 55ZM133 53H134V52H133ZM145 53H142V54H144V55H142V56L145 57ZM193 53L195 54V56H197L198 61H197V58H196V60L194 59L195 57H194V54H193ZM23 54H24V53H23ZM32 54H33V51H32ZM117 54H118V53H117ZM117 54H116V55H117ZM157 54H158V52H157ZM162 54H164V55H162ZM170 54L168 55V57H170ZM177 54H178V58H179V54H180V52L177 53ZM177 54H176V55H177ZM12 55H13V54H12ZM28 55H29V54H28ZM43 55H42V56H43ZM81 55H80V56L77 55V56H79V57H77V59H78V58L81 59V58H82ZM87 55H88V54H87ZM87 55H86V56H87ZM119 55H121V54H119ZM131 55H132V54H131ZM139 55H140V54H139ZM146 55H147V54H146ZM155 55H156V54H155ZM155 55H152L151 57H153V56L156 57L157 55H156V56H155ZM172 55H173V54H172ZM172 55H171L170 58H171L173 61H172L171 59L169 60L168 57H167L168 60H166V61H168L167 64L171 61L172 63L170 62V65H171V64H172V65H175V64H177L176 61L178 60V58L175 59V61H174V57H172ZM25 56H26V55H25ZM46 56L43 57V58H45V59H47V57L49 58V55H48L47 57H46ZM125 56L127 57V55H125ZM132 56L134 57V55H132ZM20 57H21V56H20ZM22 57H23V56H22ZM28 57H29V56H28ZM30 57H31V56H30ZM36 57H35V59H37ZM75 57H76V56H74V58H75ZM80 57H81V58H80ZM110 57H111V56H110ZM113 57H114V56H113ZM120 57H124V56H120ZM120 57H119V58H120ZM128 57H130V55H129ZM128 57H127V58H128ZM137 57H138V56H136V58H137ZM149 57H150V55H149ZM157 57H158V56H157ZM33 58H34V55H33ZM68 58H69V60H67ZM116 58H117V57H116ZM147 58H148V57H147ZM162 58H159V59L156 60V61L159 62V60H160V62H161ZM180 58H182V56H180ZM180 58H179V59H180ZM27 59H28V58H27ZM35 59H34V60H35ZM75 59H76V58H75ZM75 59H74V60H75ZM77 59H76V60H77ZM85 59H86V58H85ZM124 59H126V58H124ZM139 59H141V58L139 57ZM148 59H149V58H148ZM244 59H245L246 61H245ZM28 60H29V59H28ZM32 60H33V59H32ZM32 60H31V61H32ZM34 60H33V61H34ZM38 60H39V59H38ZM51 60H52V61H51ZM110 60H112V62L114 61L112 58H110ZM122 60H123L122 58L119 59V61H120L121 63H123ZM129 60H130V59L128 58V60H127L128 63H130ZM137 60H138V59H137ZM144 60H145V59H144ZM144 60H143V62H144ZM149 60H150V62H145V64H146V63H147V64L150 63L152 66L155 67V65H153V64L151 63L152 60H153V61H155V60H154V59H151V58H150ZM180 60H181V59H180ZM180 60L178 61V64L180 65L179 68H181V67H184V68H185V67H186L185 70H188V72H190V71H189L190 68L187 69V67H189V66L187 65V63L185 62L184 66H182V65L180 64V63H181ZM194 60H195V62H194ZM263 60H264V59H263ZM40 61L43 62V60H40ZM116 61H117V60H116ZM124 61H125V60H124ZM127 61H125L124 63H126ZM146 61H147V60H146ZM166 61H164V62L166 63ZM181 61H182V60H181ZM42 62H41V63H42ZM46 62H49V60L46 61ZM58 62L56 63L57 65H58ZM75 62H76V61H74V63L71 62L72 65H70V64H71V63H70L69 66L72 67L73 64H74V66H75V65H78V64L75 63ZM114 62H115V61H114ZM117 62H118V61H117ZM117 62H115V64H118ZM133 62H134V61H133ZM133 62H132V63H133ZM175 62H176V63H175ZM257 62H258V60H257ZM257 62H255V64H256ZM28 63H29V62H28ZM41 63H40V64H41ZM78 63H79V62H78ZM124 63H123V64H124ZM162 63H163V61H162ZM162 63L157 64V68H158L159 70H160V67H158V65H161V66H162V65L164 64V63H163V64H162ZM258 63H260V62H258ZM258 63H257V64H258ZM49 64H50V63H49ZM60 64H59V66H60ZM79 64H80V63H79ZM130 64H131V63H130ZM150 64H149V65H150ZM178 64H177V65H178ZM193 64H194V65H193ZM255 64H254V67H255ZM57 65H55L54 67L57 68V69L59 70L60 67L58 68ZM66 65H67V63H66ZM66 65H65V66L62 65V66L66 67L65 70L69 71L70 67H67L68 65H67V66H66ZM131 65H134V64H131ZM131 65H130V66H131ZM151 65H150V66H151ZM170 65H169V66H170ZM177 65H175V66L177 67L176 70L179 69ZM186 65H187V66H186ZM249 65H250V66H249ZM259 65L262 66V64H259ZM259 65H258V68H253V66H252V68H253V70H254V74H255L256 76L259 75L258 72L260 73L259 70H260L261 66H260V68H259ZM40 66H41V65H40ZM52 66H51V67L49 66V69H48L49 71H48V72H51L50 69L53 70V69H52ZM74 66H73V67H74ZM78 66H79V65H78ZM134 66L136 67V65H134ZM147 66H148V65H147ZM41 67H44V65L41 66ZM107 67H108V66H107ZM109 67H110V69H111L112 65H111V66L109 65ZM115 67H116V66H115ZM120 67H121V66H120ZM125 67H126V65H125ZM127 67H129L128 64H127ZM127 67H126V69H127ZM135 67H133V69H135ZM144 67H145V66H144ZM148 67H149V66H148ZM170 67H171V66H170ZM204 67H207V68L204 69ZM44 68L47 69L48 67L46 68V66H45ZM77 68H79V67H77ZM112 68H114V67H112ZM116 68L118 69V67H116ZM116 68H115V69H116ZM136 68H138V67H136ZM149 68H150V67H149ZM155 68H156V67H155ZM155 68H153V71H154ZM162 68H163V67H162ZM162 68H161V69H162ZM166 68L168 69L169 67H166ZM166 68H165V67L163 68V69L166 71L165 73H167V71H169V70H167ZM184 68H183V69H184ZM202 68H203V69H202ZM209 68H208V69H209ZM41 69H42V68H41ZM74 69H75V68H74ZM107 69H108V68H107ZM107 69H106V70H107ZM110 69H109V71H107L108 73H111L112 70H114L113 72L116 73V72H115V71H116L115 69H112V70H110ZM120 69H121V68H119V71H120ZM146 69H148V68H146ZM158 69H157V70L155 69L156 71L154 72V73H156L157 76L153 73L152 78H153V77H156V78L158 77V74H159V73H158V71H159ZM261 69H262V68H261ZM54 70H55V69H54ZM54 70H53V71H54ZM63 70H64V69H63ZM65 70H64V72H62V70H61V71L59 70V71H60V72H59L60 75L62 74L63 76H66V75H65ZM131 70H132V66H131ZM137 70H139V69H137ZM149 70H150L151 72H153V71H152V68H150ZM149 70H145V72H143V71L141 72V71L139 70V72H140V73H143V74H147L146 71H149ZM190 70H191V69H190ZM110 71H111V72H110ZM119 71H118V72H119ZM123 71H124V70H122V72H123ZM126 71H127V70H126ZM128 71H130L129 68H128ZM128 71H127V72H128ZM150 71H149V72H150ZM170 71H171V70H170ZM170 71H169V72H170ZM221 71H222V70H221ZM261 71H264V70L262 69ZM56 72H58V71H56ZM61 72H62V73H61ZM69 72H71V74H72V72H73V68H72V71H71V69H70ZM107 72H106V73H107ZM162 72H163V71H162ZM169 72H168V74H169ZM171 72H172V73H171ZM171 72H170V73H171L172 75H173V73H174V74L176 73V71L174 72L173 69H172ZM181 72H184V70L181 71V69H180V70H179V73H181ZM192 72H191V74H192ZM103 73H105V70H104ZM106 73H105V75H106V77H108V75H107ZM114 73H112L111 75H113ZM132 73H133V72H132ZM157 73H158V74H157ZM160 73H161V72H160ZM51 74L54 75V74H56V73H55V71H54V73H51ZM57 74H58V73H57ZM71 74H70L69 77H72ZM73 74H75V73L73 72ZM124 74H125V71H124ZM137 74H138V73H137ZM176 74L178 75V73H176ZM191 74L189 75V78H188V75H186V74H183V75H182V73H181L180 75L184 76L185 78L182 77V76H181V78H180V77H179L180 75L177 76V77H179L178 79H179L180 81L182 80V82H183V83H182V82H180L178 79H176V80H178V84L180 85V83H181V84H185V83L187 84V83H189V81L192 79V78L190 79ZM199 74H200L201 76H200ZM257 74H258V75H257ZM262 74H263V72H262ZM262 74H260V75L262 76ZM116 75H117V73H116ZM118 75H119V76H122L123 74L121 75V74L119 73ZM125 75L128 77V75L130 76L131 74H129V73L127 74V73H126ZM138 75H140V76L137 77V78H135L136 76L134 77L133 74H132V75H131V76H132V79H134V78H135V79H138V78L141 77L142 79H145V82L147 81L146 78H145V76H143V77H144V78H143V77L141 76V74H138ZM138 75H137V76H138ZM154 75H155V76H154ZM185 75H186L187 77H186ZM197 75H198V76H197ZM212 75H213V74H212ZM214 75H213V76H214ZM100 76L103 77L101 74H100ZM100 76H99V78H101ZM114 76H115V75H114ZM114 76H113V77H114ZM119 76H118V78H119ZM123 76H124V75H123ZM123 76H122L121 78H119V79H122ZM160 76H161V75H160ZM166 76H167V74H166ZM219 76H220V77H219ZM253 76H254V75H253ZM55 77L58 78V76H55ZM61 77H62V76H61ZM110 77H111V76L109 75L108 78L111 80L112 78H110ZM127 77H126V78H127ZM133 77H134V78H133ZM175 77H176V75H175ZM177 77H176V78H177ZM191 77H192V76H191ZM258 77H259V76H258ZM258 77H257V78L254 77V78H255L256 80L259 79V80H260L259 83L263 82V81L260 79V77H259V78H258ZM64 78H65V77H64ZM67 78H68V76H67ZM67 78H66L65 80H67ZM99 78H98V79H99ZM108 78H107V79H108ZM115 78H117V77H115ZM126 78H125V76H124L123 80L126 81ZM129 78H131V77H129ZM129 78H127V79H129ZM141 78H140V79H141ZM150 78H151V75L149 76V79H150ZM152 78H151V79H152ZM156 78H155V79H156ZM186 78H187V79H186ZM210 78H212V76H210ZM261 78H262V77H261ZM105 79H106V78H105ZM107 79L104 80V81H107ZM140 79H138V80H140ZM142 79H141V81H143ZM153 79H154V78H153ZM153 79H152V80H153ZM160 79L164 80V79H166V78H161V77H160V78H159V81H157V83L155 82L157 85H160V84L162 83V82H161V83L158 84V82H160ZM167 79H168V77H167ZM188 79H189V80H188ZM255 79H253L254 82H255ZM262 79H263V78H262ZM62 80H63V77H62ZM115 80H116V79H115ZM156 80H158V79H156ZM162 80H161V81H162ZM184 80L186 81L185 83H184ZM204 80H207V79L204 77ZM263 80H264V79H263ZM104 81H103V82H104ZM108 81H109V80H108ZM130 81H131V80L129 79V82H130ZM169 81H170V80H167L168 83H169ZM227 81H228V82H227ZM101 82H102V78H101V81H100V79H99L98 84L101 83ZM110 82H111V81H110ZM114 82H115V81H114ZM136 82H137V81H136ZM147 82H149V84H151L153 81L151 82V80H150V81L148 80ZM147 82H146V83H147ZM167 82L164 80V83H167ZM193 82H195V81H193ZM196 82H195V83H196ZM230 82H232V85H231V86H233V87H230V86L228 85ZM106 83H107V82L102 83V85L104 86ZM120 83L123 85V81H121ZM120 83L118 82L117 86H116L115 83H114V85H113V79H112L111 84H108V86H105L104 89H103V91L106 89V87H107V88H110L109 85H110V86L113 85V86H116V87H118V85H119V87H120V86H121ZM140 83H142V82H140ZM146 83H145V85H146ZM155 83H154V84H155ZM190 83H191V81H190ZM126 84L128 85L127 81H126ZM129 84H130V83H129ZM133 84H136V83L134 82ZM149 84H148V85H149ZM152 84H153V83H152ZM152 84H151V85H152ZM170 84H172V85H171L172 88H169V87H171V86L168 85V84H166V85L163 84L162 87H163L164 89H165L164 85H165L166 87L169 88L168 90L165 89L166 91L164 90V91H165V92L163 91L164 93H168V91H170V89H172V90L174 89V87H173V83L171 82ZM186 84H185V86H186ZM192 84H193V83H192ZM200 84H202V82H200ZM220 84H221V85H220ZM233 84H235V86H237V87H235ZM236 84H237V85H236ZM262 84H263V83H262ZM143 85H144V84H143ZM143 85H142V86H143ZM145 85H144V86H145ZM167 85H168V86H167ZM215 85L212 84V86H215ZM255 85H256V84H255ZM97 86H99V88H100L101 84H100V85H96V89H97ZM103 86H101V87H103ZM136 86H137V85H136ZM136 86H135V88H136ZM139 86H140V85H138V87H139ZM149 86H150V85H149ZM155 86H156V85H155ZM155 86H154V87H155ZM183 86H184V85H183ZM183 86L181 85L180 87L182 88ZM185 86H184V87H185ZM188 86H189V88H190V85H189V84H188ZM201 86H202V85H201ZM203 86H204V85H203ZM218 86H219V87H218ZM3 87H4V86H3ZM91 87H92V86H91ZM125 87H126V86H125ZM125 87H124V88H125ZM128 87H131V86L129 85V86H127V88H128ZM133 87H134V86H132L131 88H133ZM146 87H147V86H145V90H146V92H147V88H148V87H147V88H146ZM159 87H160L161 90H163V88H161V86H159ZM222 87H221V88H222ZM93 88H94V87H93ZM99 88H98V89H99ZM120 88L122 89V86H121ZM120 88H119L118 90H120ZM152 88H153V87H152ZM208 88H209V87H208ZM210 88H211V87H210ZM210 88H209V89H210ZM113 89L115 90V87H114ZM150 89H151V87H150ZM175 89H176V87H175ZM175 89H174L173 91H175ZM6 90H7V89H6ZM6 90H4V91L7 92V93H5L4 95H6V94L8 95V94L10 93V92H8L9 89H8L7 91H6ZM100 90H101V89H100ZM106 90H107V89H106ZM109 90H110V89H109ZM109 90H107V91L109 92ZM114 90H112V92H113ZM126 90H127V89H126ZM126 90H125V91H126ZM135 90H136V89H135ZM137 90H138V92H140L138 88H137ZM145 90H143V91L145 92ZM148 90H149V88H148ZM151 90H152V89H151ZM151 90H149V91H151ZM156 90H158V87H157V86H156V88H155V91H156ZM12 91H13V89H12ZM14 91H15V90H14ZM95 91H97V90H95ZM107 91H106V92H107ZM116 91H117V90H116ZM123 91H124V90H123ZM129 91H130L131 93H129ZM133 91H134V90H129V89H128V90H127V95H128V93H129L131 100H132L133 98H135V100H138V99L140 98V96H139V98L135 96V94L137 93V91L135 92V94L133 93V95H132V92H133ZM152 91H154V90H152ZM152 91H151V92H152ZM192 91H193V90H192ZM192 91L190 90L191 93L196 92V91H193V92H192ZM225 91H227V89H226ZM98 92L101 93L100 91H98ZM104 92H105V91H104ZM141 92H142V91H141ZM141 92H140V93H141ZM144 92H143L142 94H145V95H146V92H145V93H144ZM151 92H150V93H151ZM160 92H162V91H159V92H157V93L160 95ZM109 93H110V92H109ZM113 93H115L116 95L118 94L117 92H113ZM155 93H156V92H154V93L152 92L151 94L153 95V94H155ZM164 93H161V94H164ZM226 93H227V92H226ZM10 94H11V93H10ZM121 94L123 95V92H121ZM124 94H125V93H124ZM171 94H172V93H171ZM171 94L168 93L169 96H170ZM178 94H179V93H178ZM194 94H195V96H197L196 93H194ZM194 94H193V95H194ZM203 94H204V95H203ZM211 94H210V95H211ZM103 95H104V94H103ZM129 95H128V96H129ZM145 95H144V96H145ZM152 95H151L150 98H153V97H154V96H152ZM175 95H176V94H175ZM189 95H190V94H189ZM10 96H11V95H10ZM12 96H13V95H12ZM15 96H18V94L15 95ZM20 96H21V95H20ZM109 96H110V94H109ZM123 96H124V95H123ZM131 96H132L133 98H132ZM141 96H142V95H141ZM144 96H142V97H144ZM146 96L148 97L149 95H146ZM146 96H145L144 98H146ZM160 96L162 97V95H160ZM166 96H167V95H166ZM169 96H168V97H169ZM110 97H112V95H111ZM155 97H156V95H155ZM170 97H171V96H170ZM190 97H191V96H190ZM190 97H189V98H190ZM5 98H8V97H5ZM5 98H2V99L5 100V101H2L1 106H3V104H5L4 106L6 107V106H7V105H6V102H9L10 100L7 101L8 99H5ZM20 98H21V97L18 96V97L16 98V102H18L17 99H19V101L22 99V98H21V99H20ZM112 98H113V97H112ZM120 98H122V97H120ZM126 98H128V97H125V101H124L123 103H126V102H127V101H126ZM148 98H149V97H148ZM163 98H164V97H162V99H163ZM146 99H147V98H146ZM154 99H155V98H154ZM170 99H171V98H170ZM177 99H178V98H177ZM225 99H226V100H225ZM128 100H130V99H128ZM147 100H148V99H147ZM173 100H174V99H173ZM12 101L14 102L13 98H12V100H11V103H12ZM120 101H122V99H120ZM158 101H159V100H158ZM174 101H175V100H174ZM187 101H188L187 103H190V102H191V101H189V100H187ZM220 101H219V102H220ZM3 102H4V103H3ZM20 102H22V100H21ZM128 102H129V101H128ZM136 102H137V101H136ZM141 102H142V101H141ZM141 102H140V105H141V106H144L145 104L142 105V103L145 102V100H144L142 103H141ZM159 102H160V101H159ZM18 103H19V102H18ZM145 103H146V102H145ZM155 103H156V101H155ZM185 103H186V102H183V104H185ZM187 103L185 104V106L188 105ZM12 104H13V103H12ZM19 104H20V103H19ZM21 104H22V103H21ZM126 104H127V103H126ZM196 104H195V105H196ZM10 105H11V104H10ZM33 105H34V104H33ZM152 105H153V103H152ZM1 106H0V108H1ZM8 106H9V103H8ZM19 106H20V105H18V107H19ZM117 106H119V104H118ZM120 106H123V105H120ZM153 106H155V105H153ZM159 106H160V105H159ZM216 106H217V105H216ZM5 107H4V108H5ZM10 107H12V105H11ZM16 107H17V105H16ZM18 107H17V108H18ZM43 107H44V106H43ZM145 107H146V105H145ZM163 107H164V105H163ZM7 108H8V107H7ZM7 108H6V109H7ZM13 108H14V105H13ZM13 108H11V109H13ZM17 108H16V109H17ZM41 108H42V106H40V109H41ZM44 108H45V107H44ZM44 108H42V110H43ZM46 108H47V107H46ZM156 108H157V107H156ZM156 108H155V109H156ZM172 108H173V107H172ZM178 108H179V107H178ZM6 109H5V110H6ZM34 109H35V107H34ZM37 109H39V108L37 107ZM159 109H160V108H159ZM162 109H163V108H161V110H162ZM176 109H177V108H176ZM0 110H1V109H0ZM42 110H41L40 115H39V113H38L37 111H34V110L30 111V109H29L27 112L30 111V112L32 113V112L34 111V113L36 112V113L38 114V116H39V117L41 116L42 118H44V115L42 116V114H46V116H49V113H48V115H47V113H46L45 111H44V113H43ZM141 110H142V109H141ZM141 110H140V111H141ZM12 111H13V110H12ZM15 111H16V110H15ZM15 111H14V112H15ZM39 111H40V110H39ZM171 111H172V109H171ZM181 111H182V110H181ZM0 112H1V111H0ZM30 112H29L28 114H31ZM47 112H48V110H47ZM165 112H166L167 114L170 113V112H168L167 110H166ZM1 113H2V112H1ZM6 113H7V112H6ZM10 113H13V112H9V114H10ZM36 113H35V116H34V117H36V115H37ZM135 113H136V112H135ZM157 113H158V112H157ZM157 113H154V114L156 115ZM160 113H161V112H160ZM178 113H179L178 115H180V112H179V111H178ZM26 114H27V113H26ZM26 114H25V115H26ZM137 114H138V113H137ZM162 114H165V113H162ZM176 114H177V113H176ZM4 115H5V114H4ZM31 115H32V114H31ZM152 115H153V114H152ZM160 115H161V114H160ZM26 116H27V117H26ZM26 116H25L26 118L24 117V119L26 120V123H25V124L27 125V124L30 123V124L27 125V126L30 128V125H32L31 128H30L31 131H32V130L35 128V127L33 128V125H34L33 123L36 122V121H35L36 119L34 120L35 122H33V121H32L33 119H32V120H31L32 123H31L30 120H29V122H28V120H27L28 117H29V115H26ZM46 116H45L44 119H46ZM169 116H170V115H169ZM235 116H237V117H235ZM241 116H242V117H241ZM1 117H2V115H1ZM4 117H5V116H4ZM31 117H32V116H31ZM31 117H29V119H31ZM41 117H40V118H41ZM172 117H173V116H172ZM32 118H33V117H32ZM36 118H37V117H36ZM51 118H52V114H51ZM159 118H160V116H159ZM241 118H242V119H241ZM256 118H257V119H256ZM2 119H4V118L2 117V118H1V121H2ZM153 119H154V117H153ZM164 119H165V118H164ZM173 119L176 120V118H174V117H173ZM173 119H172L171 121H173ZM232 119H233V118H232ZM232 119L229 120V121H232ZM249 119H247V121H248ZM6 120H7V119H6ZM6 120H5V121H6ZM9 120H10V119H9ZM41 120H42V119H41ZM46 120H47V119H46ZM46 120H45V121H46ZM155 120H156V119H155ZM205 120H206V119H205ZM222 120H224V122H226V124H227L228 127L231 126L230 129L228 128L230 131H229V130H227V131H222V128H224V130H225V126H226V125H224V127H221V126L219 127V125H220L221 123L223 124V121H222ZM226 120H227V119H226ZM261 120H262V119H261ZM261 120H260V121H261ZM39 121H40V120H39ZM49 121L51 122V121H53V119L50 120V118H49ZM179 121H180V120H179ZM233 121H235V120L233 119ZM245 121H246V118H245ZM245 121H244V122H245ZM249 121H250V120H249ZM249 121H248V122H249ZM254 121H250V122H253V123H254ZM260 121H257V124L259 125V128L262 129V126H261V125H263V124H261V123L264 122V121H261V122H260ZM2 122H4V121H2ZM37 122H38V121H37ZM43 122H44V121L42 120V123H43ZM67 122L69 123V121H67ZM155 122H156V121H155ZM188 122H187V123H188ZM204 122H205V121H204ZM250 122L248 123V125H249V124L252 125V126H250V127H253V128H254V127H258V125L255 126L256 124H252V123H250ZM258 122H260V123H258ZM6 123H7V122H6ZM6 123L4 122V125H6ZM38 123H39V122H38ZM38 123H35V124L38 125ZM151 123H152V122H151ZM168 123H169V122H168ZM171 123H172V122H171ZM171 123H170V125H171ZM184 123H185V120H184ZM236 123H239V122L236 121ZM1 124H3V123H1ZM1 124H0V125H1ZM19 124H20V123H19ZM48 124L50 125L51 123H48ZM66 124H67V123H66ZM181 124H182V123H181ZM192 124H193V123H192ZM195 124H196V123H194L193 125L195 126ZM230 124H231V125H230ZM21 125H22V124H21ZM26 125H24V126H26ZM39 125H40V124H39ZM43 125H47V124H43ZM53 125H54V124H53ZM69 125H70V124H69ZM73 125H75V123H74ZM172 125H173V123H172ZM209 125H210V123H209ZM239 125L241 126V124H239ZM51 126H52V125H51ZM67 126H68V124H67ZM82 126H83V125H82ZM177 126H178V127H176V128H177V129L179 128V130H180L181 127H179V124H178ZM190 126H191V125H190ZM210 126H211V125H210ZM227 126H226V127H227ZM236 126H237V128L235 127L236 130H238V131H239V130H242V131H241V134L243 135V136H241L240 134H238V137H239V135L241 136L240 138H244V137L247 136V139H244L243 142L246 143L245 140H248V141H249V140H250V139H248V137H249L248 135H249V134H248V135H245V134H246V133H245L246 130L244 131L243 128L240 127V129H239V126H238V125H236ZM8 127H9V126H8ZM15 127H16V126H15ZM36 127H37V126H36ZM42 127H44V126H42ZM42 127H41V128H42ZM65 127H66V126H65ZM68 127H69V126H68ZM75 127H76V126H75ZM174 127H175V125H174ZM192 127H193V126H192ZM195 127H196V126H195ZM199 127H200V126H199ZM199 127H198V128H199ZM263 127H264V126H263ZM0 128H1L0 131H2V127H0ZM21 128L24 129L25 131H26V130L28 131V129H26V128L23 127V125L21 126ZM41 128H39L40 131L42 130ZM69 128H70V127H69ZM84 128H85V125H84ZM88 128H89V127H88ZM186 128H187V127L185 126V129H186ZM188 128H189V127H188ZM200 128H201V127H200ZM203 128H204V127H202L201 129L204 130L206 127H205L204 129H203ZM212 128H213V127H212ZM214 128H215V127H214ZM217 128H216V129H217ZM244 128H246V127H244ZM3 129L6 130L5 127H4ZM18 129H20V127H18ZM43 129H44V128H43ZM47 129H49V128H47ZM73 129H74V127H73ZM78 129H79V131H80V126L76 129V130H77V135H76L74 132H72V133H70V134H73V133H74V136L76 135V136L79 137V138L82 137V136H83L82 133H80V136L78 135V132H79ZM233 129H234V128H233ZM261 129H259V130H261ZM20 130H21V129H20ZM24 130H21V132H23ZM45 130H46V129H44V131H45ZM64 130H65V133H64V131H63V133H64L65 136H66V133H67L66 131H67V129L64 128ZM87 130H89V129H87ZM169 130H170V129H169ZM199 130H200V129H199ZM199 130H198V131H199ZM202 130H200L199 132H201V133L204 132V131H202ZM206 130H207V128H206ZM31 131H30V130L28 131V137H27V138H29L30 136H31V137H34V136L37 137V134H38L37 132H38V131H36V130L34 129V130H33V132L35 131V132H34V136H32V135L29 136V133H30ZM70 131H72L71 128L69 129V132H70ZM94 131H95V129H94ZM181 131H182V133H183L184 129H183V130L181 129ZM198 131H197V132H198ZM210 131H213V130L210 129ZM238 131H236L235 133H237ZM243 131H244V132H243ZM2 132H3V131H2ZM4 132H5V131H4ZM4 132H3V133H4ZM18 132H20V131H18ZM33 132H31L30 134H32ZM49 132H50V131H49ZM49 132H48V133H49ZM69 132H68V133H69ZM81 132H82V129H81ZM85 132H86V134H87V132H89V131H86V130H85ZM206 132H207V136H206V138H204V136L202 137L203 134L201 135V133H200L199 136L201 137V140H202V138H204V139H203L202 141H201V140H199V141H201L203 144H205V145L208 146V145H210V144L212 143L213 139L216 138V137L214 136V132H213V134H212V132H209V130H207ZM42 133L44 134V132H42ZM42 133H39V134H38V137H40L39 135L42 134ZM45 133H46V132H45ZM54 133H55V132H54ZM83 133H84V132H83ZM99 133H100V132H99ZM101 133H102V132H101ZM182 133L179 135L180 138H182L181 140H183L184 138L186 139L187 136H186V137H183V136H182V135H183ZM215 133H216V132H215ZM244 133H245V134H244ZM257 133H258V132H257ZM21 134H22V133H21ZM26 134H27V132H26ZM26 134H25V136H26ZM86 134H85V135H86ZM105 134H106V133H105ZM195 134H196V133H195ZM195 134H193V137L198 138V135H197V134L195 135ZM216 134H217V133H216ZM3 135H4V134H3ZM47 135H48V134H47ZM81 135H82V136H81ZM100 135H102V134H100ZM112 135H113V134H112ZM257 135H258V134H257ZM260 135H261V134H260ZM260 135H259V138H257V136H256V139H255V140L260 139V137L263 136V135H261V136H260ZM25 136H24V137H25ZM42 136H44V135H42ZM49 136H50V135H49ZM70 136H71V135H70ZM72 136H73V135H72ZM74 136H73V137H74ZM89 136H90V135H89ZM96 136H97V135H96ZM106 136H107V135H106ZM231 136H232V137H231ZM252 136H253V135H252ZM12 137H13V136H12ZM14 137H15V136H14ZM24 137H23V138H24ZM101 137H102V136H101ZM107 137H108V136H107ZM15 138H16V137H15ZM27 138H26V139H27ZM65 138H66V137H65ZM67 138H68V139H71V137L69 138V134H68ZM79 138H77V139H78V143L80 142V144H81V142H82V144H83V147H82V148H84V145L86 146L87 142L89 143V141H86V140H85V141H86V144H85L84 139H83L84 142H83V141H80V140H82V138H84V137H82L80 140H79ZM98 138H99V137H98ZM112 138H113V137L111 136V140H113ZM249 138H250V137H249ZM262 138H264V136H263ZM19 139H20V138H19ZM26 139H25V140H26ZM32 139H33V138H32ZM38 139H39V138H38ZM43 139H44V138H43ZM68 139H67V140H68ZM88 139H89V138H88ZM90 139H91V138H90ZM90 139H89V140H90ZM198 139H199V138H198ZM198 139H197V141H198ZM40 140H41V138H40ZM67 140H66V142H67ZM94 140H95V139H94ZM97 140H98V139H97ZM118 140H119V139H118ZM121 140H122V139H121ZM194 140H195V139H194ZM233 140H234V139H233ZM240 140H241V139H240ZM255 140H252V141H255ZM26 141H27V140H26ZM28 141H31V140L29 139ZM32 141H33V140H32ZM34 141H36V139H35ZM37 141H38V140H37ZM41 141H43V140H41ZM49 141H50V140H49ZM49 141H48V140L46 141V142H48V143H46V145L49 144ZM72 141H75V140L72 139ZM72 141H71V140L68 141V143H69V142L71 143L69 146H73V145H72V143H73ZM119 141H120V140H119ZM183 141H185V140H183ZM189 141H190V140H189ZM252 141L250 140L249 144H250ZM17 142H18V138H17ZM22 142H23V141H22ZM50 142H52V141H50ZM94 142H95V143H94V144H95V147H94L92 144L89 143V144L91 145V147H90V145L88 144L89 146L87 145V147L84 148L85 150H83V149L80 147V150H79V151L83 150V151L85 152L87 149L94 150V148H95V150H94L95 152H94V151L89 152V153H92L93 155H95L96 153H98V151H97L96 149H99V147H100V143H101V142H99V141H98V142H97V141H94ZM96 142L99 143V147H98V145H97V147H96ZM107 142H108V140H107ZM109 142H110V141H109ZM115 142H116V141H115ZM124 142L126 143V141H124ZM186 142H187V141H186ZM193 142H194V141H193ZM222 142H223V143H222ZM239 142H240V141H239ZM23 143H24V142H23ZM28 143H29V142H28ZM44 143H45V142H42V146H43V147L45 146V145H43ZM68 143H67V144H68ZM78 143H76V145H75V146H77V148H79V146L77 145ZM103 143H104V142L102 141V144H103ZM110 143H111V142H110ZM121 143H122V142H121ZM188 143H189V142H188ZM202 143H199V144L201 145ZM215 143H216V142H215ZM227 143H226V144H227ZM259 143H260V142H259ZM19 144H20V143H19ZM24 144H26V143H24ZM24 144H23V145H24ZM33 144L36 145L37 143L35 144V142H33ZM39 144H40V142H39ZM82 144H81L80 146H82ZM189 144H190V143H189ZM193 144H194V143H193ZM238 144H240V143H238ZM261 144H262V143H261ZM28 145H29V144H28ZM112 145H113V144H112ZM112 145H111V147H112ZM195 145H198V144L195 143ZM195 145H194V147H195ZM227 145H230V143L227 144ZM232 145L234 146V144H232ZM242 145H243V144H242ZM247 145H248V144H245V147L247 148L246 150L244 149L245 151H248V149H250V145L248 146L249 148L247 147ZM253 145H254V144H253ZM10 146H11V145H10ZM19 146H20V148H21V145H19ZM24 146H25V145H24ZM24 146H23V147H24ZM26 146H27V145H26ZM26 146H25L24 148H26ZM32 146H33V145H32ZM37 146H39V145L37 144ZM47 146H48V145H47ZM47 146H45L44 148H47ZM75 146H74V147H75ZM101 146H103V145H101ZM105 146H106V145H105ZM107 146H108V145H107ZM120 146H121V145H119V147H120ZM198 146H199V145H198ZM211 146H212V145H211ZM214 146H216V145H214ZM235 146H236V144H235ZM254 146H257V145L255 144ZM27 147H31V145H30V146H27ZM35 147H36V146H35ZM35 147L33 146L32 149L35 148ZM40 147H41V146H40ZM88 147H89V148H88ZM92 147H93V149H91ZM111 147H110V146L108 147V148L110 149V152H111ZM113 147H114V146H113ZM123 147H124V146H123ZM128 147H129V146H128ZM191 147H192V146H191ZM203 147H204V146H203ZM243 147H244V146H243ZM245 147H244V148H245ZM251 147H252V146H251ZM16 148H17V146H16ZM36 148H37V147H36ZM36 148H35V149H36ZM41 148H42V147H41ZM77 148H76V150H78ZM101 148H103V147H101ZM104 148H106V147H104ZM104 148H103V149H104ZM108 148H107V150H108ZM212 148H214V147L212 146ZM221 148H222V147H221ZM240 148H241V147H240ZM22 149H23V148H21L20 150H22ZM32 149H31V150H32ZM35 149H33V151H34ZM37 149H38V148H37ZM37 149H36V152L39 151V150H37ZM39 149H40V148H39ZM241 149H242V148H241ZM254 149H255V148H254ZM257 149H258V148H257ZM8 150H10V149H8ZM31 150H30V151H31ZM40 150H41V149H40ZM60 150H61V149H60ZM90 150H89V151H90ZM112 150H114V149L112 148ZM192 150H193V149H192ZM196 150H197L196 152H198V147H197ZM199 150H201V149H199ZM208 150H209V147H208ZM213 150H214V149H213ZM213 150H212V152H213ZM258 150H259V149H258ZM258 150H256V151H258ZM30 151H29V152H30ZM44 151H45V150H44ZM44 151H43V152H44ZM62 151H63V150H62ZM83 151H82V153H83ZM87 151H88V150H87ZM105 151H106V150H105ZM120 151H121V150H120ZM206 151H207V149H205V151H204L203 153H206ZM209 151H210V150H209ZM225 151H226V150H225ZM236 151H237V149H236ZM240 151H242V150H240ZM21 152H22V151H21ZM24 152H25V150H24ZM27 152H28V151L25 152V155L27 154ZM29 152H28L27 155H28V156H31V159H32V156H34V155H32V154L35 153V152H33L32 154H29ZM57 152H58V150H57ZM114 152H115V150L113 151V153H114ZM129 152H130V151H129ZM129 152H128V153H129ZM200 152H201V151H200ZM233 152H234V151H233ZM253 152H255V150H254ZM30 153H31V152H30ZM62 153H63V152H61L60 154H62ZM75 153H76V152H75ZM78 153H79V152H78ZM80 153H81V152H80ZM80 153H79V154H80ZM86 153H87V154H86ZM94 153H95V154H94ZM115 153H117V152H115ZM115 153H114V154H115ZM118 153H119V152H118ZM122 153H123V152H122ZM203 153H202V154H203ZM214 153H215V152H214ZM242 153H243V151H242L241 153H238V154H242ZM244 153H246V152H244ZM247 153H251V152H247ZM35 154H36V153H35ZM58 154H59V153H58ZM85 154H86V157H87V156H88V152H85L84 155H85ZM114 154L111 155V156H114V157H115ZM123 154H124V153H123ZM202 154H201V155H202ZM207 154H210V153L208 152ZM215 154H216V153H215ZM230 154H231V152H230ZM235 154H236V152H235ZM256 154H257V153H256ZM63 155H64V154L60 155V158H61L62 160H63V158H62ZM69 155H70V154H69ZM93 155H92V156H93ZM97 155H98V154H97ZM124 155H125V154H124ZM126 155H127V154H126ZM126 155H125V156H126ZM244 155H245V154H243L242 156L244 157ZM253 155H255V154H253ZM253 155L251 154L250 157H253V158H254L255 156H253ZM23 156H24V155H22V157H23ZM35 156H37V154H36ZM35 156H34V157H35ZM42 156H43V158H44L45 155H42ZM53 156H54V155H53ZM65 156H66V155H65ZM89 156H90V158H91V155H89ZM245 156H246V155H245ZM257 156H259V155L257 154ZM263 156H264V155H262L261 157H263ZM15 157H16V156H14L13 159H15ZM26 157H27V156H26ZM26 157H25V158L23 157V158L25 159V162H24V171L21 172L20 175H18L19 178H21L20 180H21V182H22V185L20 184V185H21V189L19 190V193H18V194H19L21 197H22V196L25 197V196H26L25 194H32V196H33V194H34L33 198H36L37 196H36L35 191H37V193H38V192L41 193V192H40L41 189H44V187H43V188L41 187V189L38 190V187H39V186H38V183H37V180H40V179L43 177V173H42V171H44V170H41V171H40V172L42 173V174L40 173V174L42 175V177H40V179H37L38 176H39L40 174L37 175V174H36L37 172H36V171H33V169H32V168H33V167H32L33 165L29 167V164H30L29 162L32 161L31 164H33V163L36 162L34 159L36 158V160H38L39 158H38V156H37V157H35V158L33 157V158H34L33 160H30L29 158H26ZM39 157L41 158L40 155H39ZM101 157H102V156H101ZM107 157H108V156H107ZM117 157H120V156L117 155ZM121 157H122V156H121ZM128 157H129V154H128ZM144 157H145V156H144ZM248 157H249V156H248ZM20 158H21V157H20ZM20 158H18V159H20ZM23 158H22V159H23ZM90 158H89V157H88V159L86 158V159H87V162H89L88 160H92V158H94L95 161L98 160V159L100 160V158H99V157H96V156L92 157L91 159H90ZM96 158H97V159H96ZM235 158H236V157H235ZM246 158H247V156H246ZM253 158H252V159H253ZM16 159H17V158H16ZM79 159H81V158H79ZM101 159H102V158H101ZM105 159H106V158H105ZM110 159H111V157H110V158H107V161H108V162L106 161V162L108 163L107 166H110V165H109V160H110ZM229 159H230V158H229ZM262 159H263V158H262ZM8 160H9V159H8ZM43 160H44V159H43ZM56 160H57V158H56ZM64 160L68 161L67 159H64ZM99 160H98L96 163L99 164L100 162H103V161H100V162H99ZM113 160H114V159H113ZM146 160H147V159H146ZM238 160H240V159H238ZM254 160H255V158H254ZM254 160H253V163L251 162L252 164H249V163H248L249 165H252V168H253ZM23 161H24V160H23ZM47 161H48V159H47ZM80 161L83 162V161H85V159H84V160H80ZM110 161H111V160H110ZM142 161H143V160H142ZM150 161H151V160H150ZM150 161H149V162H150ZM241 161H242V160H241ZM241 161H240V162H241ZM249 161H250V160H249ZM249 161H248V162H249ZM255 161H257V157H256V160H255ZM18 162H20V161L18 160ZM41 162H42V160L40 161V163H41ZM48 162H49V161H48ZM64 162H65V161H64ZM85 162H86V161H85ZM92 162H93V161H92ZM92 162H91V163H92ZM112 162H113V161H112ZM21 163H23V162L21 161ZM58 163H60V161H59ZM75 163L77 164V166L80 164L79 162H78L79 164H78L77 162H75ZM91 163H90V165H91ZM93 163H94V162H93ZM104 163H105V162H104ZM104 163H103V164H104ZM107 163H105V164H107ZM140 163H141V161H140ZM144 163H146V162H144ZM147 163H148V162H147ZM262 163H263V162H262ZM36 164H38V162H37ZM36 164H34V165H36ZM42 164H43V166H44V161L42 162ZM61 164H63V163H61ZM61 164H58V165L60 166ZM68 164H70V163H68ZM68 164L65 163V165H64V166L62 165V166L65 167L66 170H67L66 165H67L68 167L70 166V168H71L70 171H71V170H72L71 164H70V165H68ZM87 164H88V163H87ZM87 164L85 163V165H87ZM105 164H104V165H105ZM150 164H151V162H150ZM248 164H247V165H248ZM255 164H256V163H255ZM13 165H14V164H13ZM22 165H23V164H22ZM46 165H47V162H46ZM55 165H56V164H55ZM81 165H83V164L81 163V164H80V167H81ZM85 165H83V167H84ZM99 165H102V163H100ZM104 165H103V166H104ZM140 165H141V164H140ZM140 165H138V168L140 167ZM143 165H145V166H143V167L146 168L147 174L150 173L149 175L151 176L153 173H152L151 171H149V170H151V169L148 168L149 166L146 167V165H148V164H143ZM157 165H158V164H157ZM257 165H258V164H257ZM259 165H260V164H259ZM11 166H12V165H11ZM43 166H42V167H43ZM95 166H97V164H95ZM105 166H106V165H105ZM107 166H106V167H107ZM151 166H152V165H150V168H152ZM153 166H155V165H153ZM254 166H255V165H254ZM260 166H261V165H260ZM54 167H55V166H54ZM80 167H79V168H80ZM86 167H87V166H86ZM92 167H93V166H92ZM100 167H101V166H100ZM100 167L97 166V168H99V169H98V170H99V171H98V173H99V174H98L99 177L101 176V175H100V174H101L100 172H103V169L105 168V167H104V168L101 167V170H102V171H100ZM249 167H250V166H249ZM43 168H45V166H44ZM52 168H53V167H52ZM52 168H51V169H52ZM60 168H61V166H60ZM88 168H91V167L88 166ZM97 168H96V167H95V168H92V169H91L92 172H94V171H95L94 169H97ZM110 168H111V166H110ZM110 168H109V169H110ZM155 168H156V167L152 168V170H154ZM247 168H248V167H247ZM254 168H255V167H254ZM254 168H253V170H254ZM17 169H18V168H17ZM19 169H20V165H19ZM39 169H40V168H39ZM45 169H47V168H45ZM61 169H62V168H61ZM73 169H75L74 171H76V169H77V171L79 172L78 167L74 168V166H73ZM81 169H83V168H80V170H81ZM105 169H106V168H105ZM139 169H140V168H139ZM147 169H148V170H147ZM158 169H159V168H158ZM20 170H21V169H20ZM59 170H60V169H59ZM85 170L88 171L87 168H86ZM106 170H107V169H106ZM141 170H142V169H141ZM144 170H145V169H144ZM144 170H143V172H144ZM155 170H156V169H155ZM12 171H14V170H12ZM18 171H19V170H18ZM46 171H47V170H46ZM60 171H61V170H60ZM67 171H68V170H67ZM70 171H69V172H70ZM81 171H84V169L81 170ZM109 171H110V170H109ZM109 171L107 170V172H109ZM112 171H113V170H112ZM136 171H137V170H136ZM136 171H134V173H135ZM146 171H145V172H146ZM14 172H16V171H14ZM52 172H53V171H52ZM71 172H73V171H71ZM84 172H85V171H84ZM84 172H83V173H84ZM90 172H91V171H90ZM138 172H139V171H138ZM143 172H142V173H143ZM153 172H154V171H153ZM10 173H11V171H10ZM60 173H61V172H60ZM63 173H64V172H63ZM63 173H61V181L59 182V184H61V188H60V189H63V190H61V191H62L63 193L65 192L66 194H67V192H68V193L70 192L69 195H67V196H69V197L71 198L72 202H71V200H70V201L68 202V204H66L65 202H66L67 200H69V199H65V201L63 200L64 202L62 201V204L64 203V205L59 204V203H57V204L55 203V205H52V208H53V209H52V208H50V203H51V202L49 203V200H50V199L47 198V199H48L47 206H48L49 209L46 210L45 207H47V206H44V211H41L42 206L40 207V205H39V208H40V209H38L37 206H36V208L34 207V208H35L36 210H38V211L35 210V212H33V220H30V219L28 218L26 212L24 211V213H22V214H24V215L27 217V219H29L30 221H32V222H30L29 224H28V222L26 223V224L28 225V230H30L31 232L28 231V233L30 232V234L27 233L28 235L25 233V234H23V235H19V236L16 235V236L10 237V238H8V242H7V244L5 243V242H6V237H2V236L0 235V264H32V263H35L34 261H32V260H35V259H31V257L33 256V254H34V255H37V256H38V255H42V253L46 252L44 249H45L48 245L52 246V247H53L54 249H56V250H58V249H62V248H64L65 246L67 247V245L72 244L73 242H77L78 240L80 241L81 239L83 240L84 237H83V238H79V237H80V233H81V232L83 233V229H87V231H85V233H84L85 235H87V232H90V230H88V229H89V226H90V228L92 227L91 224H90V225L88 224V226L86 225L87 228L84 227L85 225L82 224V223H86V222H88L89 219H88V220H86V219L89 217V215H88L89 212L87 213V216H86V213H85V217H84L83 209H82V210H79V208L82 207V206H80V205H82L81 202H83V200H82V198H81L82 192H81V190H80V193H81V194L78 192V191H79V190H78L79 186H78V188H75V189L73 188V190H74V191L77 190V192L72 193V191H73V190H71L72 187H69L68 182H67V180L65 179V176H66V175L64 176ZM66 173L68 174V172H66ZM74 173H75V172H74ZM74 173H73V174H74ZM94 173H97V172H94ZM110 173H112V172H110ZM154 173H155V175H156V172H154ZM5 174H6V173H5ZM46 174H47V172H46ZM69 174H70V173H69ZM69 174H68V175H69ZM73 174H72V175H73ZM80 174H81V178H86V177H87V179H88V176H90V175H88V174H89V171H88V174H86V175H87L86 177H83L84 175H83L82 173H80ZM90 174H91V173H90ZM103 174H104V173H103ZM103 174H102V176H101L100 178H102V177L104 176ZM106 174H107V173H106ZM137 174H138V173H137ZM140 174H141V173H140ZM145 174H146V173H145ZM52 175H53V174H52ZM75 175H77V174H75ZM91 175H92L93 177H95V175H93V173H92ZM114 175H115V173H114ZM134 175H136V174H134ZM141 175H142V174H141ZM143 175H144V173H143ZM143 175H142V176H143ZM149 175H148V176H149ZM155 175L153 174L152 176H155ZM170 175H171V174H170ZM178 175H179V174H178ZM1 176H2V175H1ZM18 176H17V177H18ZM44 176L46 177V175H44ZM77 176H78V175H77ZM111 176H112V175H111ZM136 176H137V175H136ZM142 176H141V178H142ZM148 176L146 177V175H145L144 177H145L146 180L149 181L150 178L148 179ZM152 176H151V178H152ZM176 176H177V175H176ZM182 176H183V175H182ZM45 177H43V179H41L40 181L44 180ZM90 177H91V176H90ZM106 177H107V176H106ZM106 177H103V179L106 178ZM132 177H133V176H132ZM184 177H185V176H184ZM11 178H13V177H11ZM59 178H60V176H59ZM67 178H68V177H67ZM74 178H75V180H77L76 177H74ZM79 178H80V176H79ZM79 178H78V179H79ZM91 178H92V177H91ZM107 178H108V177H107ZM109 178H110V177H109ZM141 178H136V179H138L137 182H139V181H140L139 179H141ZM178 178H179V177H178ZM14 179L16 180V177H15ZM87 179L85 180L86 182H87ZM134 179H135V178H134ZM136 179H135V182H136ZM142 179H144V178H142ZM145 179H144V180H145ZM173 179H174V178H173ZM180 179H181V178H180ZM184 179H185V178H184ZM186 179H187V178H186ZM15 180H14L13 182H15ZM49 180H50V179H49ZM70 180H71V179H69L68 181H70ZM75 180H73V181H74V182H77V181H78V180H77V181H75ZM81 180H82V179H81ZM83 180H84V179H83ZM88 180H89V181H92L93 178H92V179L89 178ZM101 180H102V179H101ZM168 180H169V177H168L167 181H168ZM177 180H178V179H177ZM18 181H19V180H18ZM40 181H39V182H40ZM45 181H46V179H45ZM79 181H80V180H79ZM85 181H84V182H85ZM98 181H99V178H98ZM103 181H104V180H103ZM131 181H132V179H131ZM141 181H142V180H141ZM152 181H154V180H152ZM170 181H171V180H170ZM179 181H180V180H178L177 183H175V180H173L174 185L177 184L176 188L179 186V190H181L182 188L180 187V185H179V183H178ZM185 181H186V180H185ZM10 182H11V181H10ZM66 182H67V187H65ZM70 182H72V181H70ZM70 182H69V184H70ZM82 182H83V181H82ZM82 182L80 181V185L82 184V185L84 186V184H86V186H87V185L90 186V184H88L89 182H88V183H84V182L82 183ZM150 182H151V180H150ZM40 183H41V182H40ZM40 183H39V185H40ZM90 183H91V182H90ZM92 183H94V182H92ZM132 183H133V181H132ZM171 183H172V181H171ZM189 183H191V180H189ZM11 184H12V183H11ZM43 184H44L43 186H45V183H43ZM129 184H130V182H129ZM129 184L127 185V187L129 186ZM138 184H139V183H138ZM143 184H144V183H143ZM168 184H169V183H167V185H168ZM181 184H183L182 181H181ZM191 184H192V183H191ZM194 184H195V183H194ZM15 185H16V184H15ZM77 185H78V182H77ZM130 185H131V184H130ZM165 185H166V182H165ZM172 185H173V184H171V186H172ZM185 185H186V184H184V186H185ZM5 186H7V185H5ZM5 186H4V187H5ZM13 186H14V185H13ZM36 186H38V187H36ZM47 186H48V185H47ZM88 186H87V187H88ZM102 186H103V185H102ZM138 186H139V185H138ZM138 186H136L137 189L134 188V186H133V187H132V186H131V187L129 186V187L131 188V189L129 188L130 191L127 190V187H126L125 190H127V192H129L128 194L131 195V196H132V195L134 196L133 192L136 191V190H138V191L134 192V193H136V194H137L138 192H139V193H140V192L143 193L144 191H143V192L141 191L142 188H139V189H138ZM142 186H143V185H142ZM142 186L140 185V187H142ZM171 186H170V188H171ZM181 186H183V185H181ZM8 187L10 188V186H8ZM11 187H12V185H11ZM48 187H49V186H48ZM64 187H65V189H64ZM166 187H167V186H166ZM185 187H187V185H186ZM185 187H183V191H182V193H184V191H186V192L184 193L183 197L186 196V193L188 194V192H189L190 190H192V189L189 187V184H188L189 191L187 190L188 188L186 189ZM5 188L7 189V187H5ZM46 188H47V187H46ZM50 188H51V187H50ZM55 188H57V186H56ZM85 188H86V187H84L83 189H85ZM89 188H91V187H89ZM89 188H88V190H89ZM102 188H103V187H102ZM124 188H125V187H124ZM132 188H134V191L131 192ZM168 188H169V187H168ZM184 188H185V189H184ZM195 188H196V187H195ZM48 189H49V188H48ZM48 189H47V190H48ZM58 189H59V188H58ZM86 189H87V188H86ZM86 189H85V191H86ZM92 189H94V188H92ZM98 189H101V188H98ZM165 189H166V191H165L164 189H162V190L165 191L166 193H169V192H167V188H165ZM174 189H175V188L170 189V190L172 191V190H174ZM196 189H197V188H196ZM88 190H87V191H88ZM94 190H95V189H94ZM94 190H93V191H94ZM101 190H102V189H101ZM101 190H100V194H101ZM122 190H123V189H122ZM122 190L119 191L120 194L123 193ZM125 190H124V191H125ZM139 190H140V191H139ZM143 190H144V189H143ZM170 190H168V191H170ZM175 190L177 191V189H175ZM2 191H3V190H2ZM17 191H18V190H17ZM87 191H86V192H87ZM90 191L92 192V190H90ZM90 191H88L87 194H89ZM163 191H161V194H160L161 196H162V194H163ZM176 191L172 192L173 194H171V195L173 196L174 193H175ZM187 191H188V192H187ZM194 191H195V190H194ZM194 191H193V192H194ZM7 192H8V191H7ZM15 192H16V191H15ZM47 192H48V191H47ZM91 192H90V194H91ZM180 192H181V191H180ZM180 192H178V193L181 194ZM190 192H191V191H190ZM190 192H189V193H190ZM12 193H13V192H12ZM63 193H62V194H63ZM78 193H79V194H78ZM95 193H96V191H95ZM125 193H126V192H125ZM139 193L137 194V197H136V198H135V196H134V201H135V199L137 200V199L140 198V201H139V200H138V202L136 201V202H137V203H135L136 206L133 205L134 208H135V210L137 209V204L139 205V204H143V203H144V202L142 203V201H143L142 199L144 198V196L141 195V194H139ZM146 193H147V192H146ZM198 193H199V192H198ZM9 194H10V193H9ZM73 194H74V195H73ZM77 194H78V197H77ZM90 194H89V195H90ZM93 194H94V192H93ZM128 194L126 193V195H128ZM192 194H193V193H192ZM192 194H191V196H193ZM195 194H196V193H195ZM75 195H76V196H75ZM144 195H145V194H144ZM163 195H164V194H163ZM167 195H168V197H167L166 195H164V196H165L164 198H165L166 200H168V198H169V196H170V193L167 194ZM176 195H178V194H176ZM11 196H13V195H10V197H11ZM15 196H16V195H15ZM15 196H14V197H15ZM79 196H80V197H79ZM85 196H86V195H85ZM85 196H84V198H85ZM87 196H88V195H87ZM96 196H97V194H95L94 197H93V196H91V197H93V198H97ZM99 196L101 197V195H99ZM131 196H130V197H131ZM138 196H140V197H138ZM145 196H146V195H145ZM180 196H181V195H179V198H180ZM188 196H189V195H188ZM10 197H9V199H10ZM16 197H18V196H16ZM48 197H49V196H48ZM88 197H89V196H88ZM100 197H98V198H100ZM118 197H119V196H118ZM158 197H159V194H158ZM166 197H167V198H166ZM176 197H177V196H176ZM183 197H182V198H183ZM31 198H32V197H31ZM31 198H30V195H29V199H27V205H25V206H28V200H30ZM40 198H41V197H40ZM67 198H68V197H67ZM78 198H79V199H78ZM80 198H81V199H80ZM132 198H133V197H132ZM132 198H130V200L132 201L130 204H129V202H128L129 199H128V200H125V201L128 202V203H127V202L124 203V204H127V205H128L127 208L133 203ZM141 198H142V199H141ZM161 198H162V197H161ZM179 198H178V199H179ZM182 198H181L180 200H182ZM184 198H185V197H184ZM190 198H191V197H190ZM190 198L188 197L187 200H189ZM204 198H205V197H204ZM204 198H203V199H204ZM5 199H6V198H5ZM22 199H23V198H22ZM25 199H26V198H25ZM58 199H59V198H58ZM60 199H61V198H60ZM60 199H59V200H60ZM77 199H78V200H77ZM165 199H164V200H165ZM169 199L171 200V198H169ZM176 199H177V198H176ZM176 199H175V198L172 199V200H171L172 203L169 201V202H168V205L166 206L167 208L165 207V204H166V203H164L163 208L165 207L166 210L169 212L171 209H170V210H168V209H169L171 206H173V205H171V204L174 203V205H175V202H173V200L176 201ZM178 199H177V200H178ZM185 199H186V198H185ZM185 199L182 200V202L180 201L181 203H180L179 200H178V202H179L178 204H180V207H179V208H180V211L184 210V209L181 210V208H182V207H181V204H182V203L185 204L186 206L190 205V206H189L190 208H191V206H192L191 204H189V203H190V200H189L188 203H187V200H185ZM203 199H202V200H203ZM6 200H8V199H6ZM10 200H11V199H10ZM13 200H15V199H13ZM19 200H20V199L17 198V200L14 201L13 204H14V205H15V204L17 205L18 202H19ZM34 200H35V199H34ZM34 200H33V201H34ZM39 200H40V199H39ZM44 200H45V199H44ZM44 200L42 201V198H41V201H42V202L39 203V204H43V203H45ZM74 200H76L77 203L79 202V200H82V201L80 202V204H77L76 202H74ZM100 200H101V198L98 199L99 202H100ZM115 200H117V199H115ZM164 200H162V201H164ZM24 201H25V200H24ZM24 201H23V202H24ZM46 201H47V200H46ZM60 201H61V200H60ZM87 201H88V200H87ZM87 201H86V198H85V202H86V203H87ZM90 201H91V200H90ZM96 201H97V199L95 200V202H96ZM159 201H160V199H159ZM183 201L186 202V203H184ZM191 201H192V200H191ZM205 201H206V200H204L203 202H205ZM5 202H6V201L2 202V205H3V203H4V206H5ZM20 202H21V203H20V208H21V206H22L25 202H24V203H22V201H20ZM30 202H31V200H30ZM30 202H29V203H30ZM93 202H94V201H93ZM164 202H167V201H164ZM203 202H202V204H203ZM33 203H34V202H33ZM48 203H49V205H48ZM115 203H117V201H115ZM115 203H114V204H115ZM31 204H32V203H30V205L27 207L28 210H29V208H30V210H29V212H30V213H29V214H30L29 216H30V217H31L32 210L34 209V208L31 206ZM35 204H36V203H35ZM65 204H66L67 206H66ZM72 204H73V206H74V204H76V205H75V206H76L75 209H77V207H78V205H79L78 210H79L80 212H81V211H82V212H81V213H78V212H76V210H75V212L78 213V214H80V215H81V214L83 215V217H81L82 215H81V216L79 215V216L81 217V218H80V217H79V218H80V219H83V221L81 220L82 223L80 222V219L75 218V217H72L73 215L71 216V214L75 213L74 211L72 212V209L74 210V208H71V207H70L71 209H69L66 213L64 212V210H62L64 206H66V208H67V207L69 208V206H70V205L72 206ZM89 204H90V203H89ZM89 204H88V205H89ZM92 204H94V203H92V201H91V204H90V205H92ZM97 204H98V202H97ZM133 204H134V203H133ZM169 204H170V206H169ZM202 204H200V206H201ZM2 205H1V206H2ZM10 205H11V203H10ZM14 205H11L10 207H12V206H14ZM94 205H95V204H94ZM185 205H184V206H185ZM208 205H209V204H208ZM210 205H211V204H210ZM1 206H0V207H1ZM6 206H7V205H6ZM8 206H9V205H8ZM73 206H72V207H73ZM122 206H123V208H124L123 203H122ZM131 206H132V205H131ZM141 206H142V205H141ZM168 206H169V208H168ZM178 206H179V205H178ZM178 206H177V210L179 209ZM186 206H185V207H186ZM193 206H194V205H193ZM198 206H199V205H198ZM200 206H199L198 208H200ZM205 206H206V204H205ZM18 207H19V206H18ZM23 207H24V206H22V209H24ZM161 207H162V206H161ZM202 207H203V205H202ZM7 208H9V207H6V209H7ZM14 208H16V207H14ZM27 208H26V209H27ZM31 208H33V209L31 210ZM64 208H65V207H64ZM94 208H95V206H94ZM131 208H132V207H130V208H128V209H131ZM134 208H132V210H128L129 213H131V211L133 212V211H134V210H133ZM165 208H164V209H165ZM186 208H187V207H186ZM203 208H204V207H203ZM203 208H202V210H203ZM0 209H1V211H2V208H0ZM22 209H21V210H22ZM80 209H81V208H80ZM91 209H93V208H91ZM172 209H173V210H176V209H175V206H174ZM192 209H193V208H192ZM206 209H207V206H206L205 210H206ZM4 210H5V209H4ZM7 210L10 211L11 209H7ZM24 210H25V209H24ZM39 210H40V212H39ZM116 210H117V209H116ZM126 210H127V209H126ZM140 210H142V209H139V208H138L136 211H137V212L139 211L140 213L136 214V213H137V212H136V213H134V215H130V216H131V217L134 216L133 219H136V220L138 219L137 216H139V219H140V215H139V214H141V212H142V211H140ZM173 210H171V211L173 212ZM185 210H186V209H185ZM185 210H184V211H185ZM193 210H194V209H193ZM193 210H192V211H193ZM202 210L200 209V211H202ZM205 210H203V212H202V216L204 215L203 218L206 217L205 214H204V213H205ZM207 210H208V209H207ZM17 211H18V210H17ZM33 211H34V210H33ZM84 211H85V210H84ZM146 211H147V210H146ZM171 211H170V212H171ZM180 211H175V212H177V213L179 212L178 215H179L180 218H181L182 214H181ZM184 211H183V212H184ZM208 211H209V210H208ZM227 211H229V210L227 209ZM230 211H231V210H230ZM10 212H11V211H10ZM68 212H69V213L72 212V213H70V216H71L72 218H70V217L68 216ZM86 212H87V211H86ZM95 212H96V210H95ZM143 212H144V211H143ZM147 212H148V211H147ZM170 212L168 213L169 215L172 214V212H171V213H170ZM175 212H174V213H175ZM196 212H199V211H196ZM233 212L236 213L234 210H233ZM0 213H1V212H0ZM2 213H3V212H2ZM96 213H97V212H96ZM117 213H120V212H118V210H117ZM117 213H116V215H114V217L112 216V217H113V220H114V218H115V221H116V219H119V218L122 219L121 216L119 217V215H118ZM122 213H123L124 215H126V213L121 212V214H122ZM166 213H167V212H166ZM166 213H165V214H166ZM174 213H173V214H174ZM191 213H194V211L191 212ZM200 213H201V212H200ZM200 213H199V214H200ZM207 213H208V212H206V214H207ZM222 213H223V212H222ZM224 213H225V212H224ZM92 214H93V213H92ZM135 214H136V217H135ZM144 214L146 215V213H144ZM158 214H160V211L158 212ZM161 214L164 215V212H162ZM161 214H160V216H161ZM186 214L189 216L188 212H187V213L185 212V215H186ZM228 214H230V213H228ZM228 214H227V216H229ZM10 215L15 216L14 214H10ZM17 215H18V216H22V217L24 216V215H19V212H18ZM17 215H16V216H17ZM74 215H75V214H74ZM112 215H113V214H112ZM117 215H118L119 218H116V217H115V216H117ZM223 215H224V214H223ZM223 215H222V218H223ZM231 215H233V213H232ZM235 215H236V214H235ZM3 216H4V215H3ZM130 216H129V217H130ZM160 216H159V217H160ZM172 216H174V217L176 218L175 214H174V215H171V216H169V217L172 219ZM179 216H178V217H179ZM188 216H187V217H188ZM193 216H195V214H192V216L189 217L188 219H196V217H198V216H199V218L202 217V216L200 217V215H197V216H195V218H193ZM207 216H208V215H207ZM225 216H226V215H225ZM26 217H25V218H26ZM86 217H87V218H86ZM123 217H124V216H123ZM125 217H126V216H125ZM146 217H147V216H146ZM174 217H173V219H174ZM231 217L233 218V216H231ZM12 218L15 219L16 217H12ZM18 218H19V217H18ZM25 218H24V219H25ZM161 218H165V217L162 216ZM203 218H201V219L203 220ZM222 218H221V220H223ZM226 218H227V217H226ZM226 218H224V221L221 222V226H222V224H223L224 222H226L228 219H229V220H232V218H231V219H230V218H227V220H226ZM236 218H237V217H236ZM236 218H235V221H238V219L236 220ZM131 219H132V218H131ZM133 219H132V221H134V224H135V220H133ZM182 219H184L183 216H182ZM197 219H198V218H197ZM206 219H208V217H206ZM206 219H205V220H206ZM233 219H234V218H233ZM54 220H57V222L55 223L56 226H55L54 224H53V225L55 226V228H56V227H57V229L59 228L58 231H57L56 233H53L54 231H53L52 228L50 227V224H52L51 222H53ZM145 220H146V219H145ZM185 220H186V219H184V220L181 222V224L186 225L185 223H187L189 220H187V222H186ZM202 220H201V221H202ZM225 220H226V221H225ZM229 220H228V221H229ZM9 221H10V220H9ZM22 221L24 222L25 220H22ZM85 221H86V222H85ZM93 221H94V220H93ZM122 221H123V222H122ZM122 221H120V222H122L123 224H126V223H127L128 225H131V224L134 225L133 222L130 223V222H131L130 220H128V221L125 220V221H127V222H125V223H124V220H123V219H122ZM138 221H139V220H138ZM140 221H141V219H140ZM146 221H148V220H146ZM175 221H176V219H175ZM180 221H181V220L179 219V223H180ZM184 221H185V223H184ZM190 221H191V220H190ZM190 221H189V222H190ZM194 221H195V220H194ZM194 221H193V223H194ZM196 221H197V220H196ZM201 221H200V222H201ZM233 221H234V220H233ZM18 222H19V221H18ZM89 222L92 223V221H89ZM89 222H88V223H89ZM109 222H110V221H109ZM128 222H129V223H128ZM198 222H199V221H198ZM198 222H197V223H198ZM203 222H204V221H202L201 223L204 224ZM7 223H8V222H6V225H7ZM93 223H94V222H93ZM93 223H92V224H93ZM122 223H121V225H120V224H119V225L122 226V225H123ZM147 223H148V222H147ZM147 223H146V225H147ZM191 223H192V221L190 222V224H191ZM195 223H196V222H195ZM201 223H199V224H201ZM218 223H219V222H218ZM227 223H228V222L224 223V225L227 224ZM231 223H232V221H231ZM231 223H230V224H231ZM239 223H240V222H239ZM4 224H5V222H4ZM4 224H2V225H4ZM23 224L26 225L25 222H24ZM23 224H22V225H23ZM86 224H87V223H86ZM127 224L122 226L124 230L128 228V227H126V228L124 227V226H127ZM187 224H189V223H187ZM202 224H201V225H202ZM219 224H220V223H219ZM232 224H233V223H232ZM240 224H241V223H240ZM113 225H116V223L114 224V222H113ZM132 225H131V227H129L127 230H125V232H127L129 229L131 230V229H132ZM140 225L142 226V222H140ZM144 225H145V222H144ZM149 225H150V224H149ZM184 225H183V226H184ZM216 225H217V224H216ZM233 225H234V224H233ZM235 225H236V224H235ZM238 225H239V224H238ZM12 226H13V227H16V226H14L13 224H12ZM18 226H19V225H18ZM116 226H117V225H116ZM116 226H113V227H115V228L118 230V228H117ZM137 226H138V227H137ZM141 226H139L138 224H136V228H138V230H137L136 228H135V229H136L138 232H139L140 229H141V231H142L143 227H141ZM183 226H181V228H182ZM190 226H191V225H190ZM195 226H196V225H195ZM241 226H242V225H241ZM21 227H23V226H21ZM24 227H25V226H24ZM24 227H23V228H24ZM94 227H95V226H94ZM109 227H110V226H109ZM134 227H135V225H134ZM140 227H141V228H140ZM155 227H157V226H155ZM192 227H193V226H192ZM192 227H191V228H192ZM219 227H220V226H219ZM219 227H217V229H218ZM223 227H224V226H223ZM0 228H1V227H0ZM17 228H18V227H17ZM50 228H51V229H50ZM139 228H140V229H139ZM184 228H185V227H184ZM189 228H190V227H189ZM204 228H205V227H204ZM230 228H231V227H230ZM237 228H238V227H237ZM239 228H240V227H239ZM242 228H243V226H242ZM49 229L52 231L53 234H51V231H49ZM57 229H55V230H57ZM133 229H134V228H133ZM159 229H160V228H158V229L156 230V231H158V233H159ZM182 229H183V228H182ZM224 229H225V227H224ZM0 230L3 232V231H4V230H3V227H2V229H0ZM10 230H11V229H10ZM10 230H9V232H10ZM12 230H14V228H13ZM18 230H19V229H18ZM92 230H93V229H92ZM94 230H96V228H95ZM117 230H116V231H117ZM119 230L121 231V229H119ZM136 230L133 231V234H135L136 236H138V235H137L138 232H136ZM143 230H144V229H143ZM160 230H161V229H160ZM187 230H189V229L187 228ZM203 230H204V229H203ZM228 230H229V229H228ZM228 230H227V231H228ZM236 230H238V229L235 228V231H234V232H236ZM244 230H245V229H244ZM16 231H17V230H16ZM96 231H97V230H96ZM114 231H115V229H114ZM131 231H132V230H131ZM147 231H148V228H147ZM156 231H155V232H156ZM193 231L195 232V230H193ZM5 232H6V231H5ZM5 232H4V233H5ZM121 232H122V231H121ZM142 232H143V231H142ZM142 232H141V233H142ZM175 232H176V231H175ZM185 232H186V231H185ZM189 232H190V231H188L187 233L189 234ZM200 232H201V231H200ZM232 232H233V230H232ZM4 233H3V234H4ZM12 233H13V232H12ZM12 233H11V234H12ZM22 233H23V232H22ZM91 233H92V232H91ZM91 233H90V234H91ZM95 233H96V232H95ZM117 233H118V231H117ZM127 233H128V232H127ZM136 233H137V234H136ZM190 233H191V232H190ZM224 233H225V232H224ZM226 233H227V232H226ZM236 233L238 234V232H236ZM3 234H2V235H3ZM7 234H8V233H7ZM84 234H83V235H84ZM88 234H89V233H88ZM93 234H94V231H93ZM113 234H114V233H113ZM113 234H111V235H113ZM133 234H130V235L128 234V235H129V238H130V236L132 237ZM195 234L198 235L197 233H194V235H195ZM229 234L231 235V234H234V233H229ZM237 234H236V235H237ZM239 234H240V233H239ZM14 235H15V234H14ZM81 235H82V234H81ZM83 235H82V236H83ZM91 235H92V234H91ZM124 235H125V234H124V232H123V237H124ZM139 235H140V233H139ZM141 235L145 236V235H144V232H143ZM196 235H195V236H196ZM225 235H226V234H225ZM94 236H95V235H94ZM94 236H93V237H94ZM108 236H109V234H108ZM113 236H114V235H113ZM117 236H118V235H117ZM119 236H121V235L119 234ZM125 236H127V234H126ZM136 236H133V237L136 238ZM153 236H154V232H153V235H152V234H151V235L149 234V237H150V238L153 237ZM185 236H186V235H185ZM214 236H216V235L214 234L213 237H214ZM233 236H234V235H233ZM87 237H88V235H87ZM87 237H86V238H87ZM141 237H142V236H140V238H141ZM160 237H161V235H160ZM216 237H217V236H216ZM216 237H215V238H216ZM221 237H222V236H221ZM235 237H236V236H234V238H235ZM237 237H238V236H237ZM259 237H260V236H259ZM90 238H91V237H90ZM121 238H122V237H121ZM142 238H144V237H142ZM142 238H141V239H142ZM153 238H154V237H153ZM84 239H85V238H84ZM88 239H89V238H88ZM136 239H138V240L135 241L136 246H137L138 241H139V244H138L139 246H137V248H139L140 250H141V248H142V252H144V255H146V256L143 255V257H145L144 260H145V261L147 260V263H146V264H149V263L151 262L150 259L148 260V258H150L149 256H152V254L155 255V256H153L154 259H155V261L157 260L156 258H158L159 261L157 260L156 262H160L161 258L158 257L159 253H160V255H159L160 257H162V256H161V254H162L161 251H165V252L167 253V251H166L167 248H164L165 250L163 249V250H161V251L158 249V246H159V245H158L157 243H158L159 241L156 240L157 242H155V243L157 244V247H155V245H154V247H155V249H154V248H152V246H153V245H152L151 248H150V246H149V249H152V251H153V249H154V251H155L156 248H157V249L159 250V253L153 251L154 253L151 254V252L149 251V254H150V255L148 256V254H146V248H145V246H144V245H146V244L144 243L145 238L142 239L143 241H142L141 239L139 240V237L136 238ZM154 239H155V238H154ZM158 239H159V238H158ZM160 239H161V238H160ZM216 239H217V238H216ZM82 240H81L80 242L78 241V243H80V244L83 243ZM119 240H120V239H119ZM119 240H118V241H119ZM121 240H123V239H121ZM210 240H211V239H210ZM213 240H215V239H213ZM262 240H264V239H262ZM88 241H89V243L91 244V242H92L91 239H90V240H87V241H86V239H85V242H84L85 245H84V244H81V246H80V250H81V247H82L83 245H84V246H87V242H88ZM90 241H91V242H90ZM113 241H114V240H113ZM113 241L111 242V244L113 243ZM133 241H134V240H133V238H132L131 245L134 244ZM146 241H147V240H146ZM150 241H151V239H150ZM96 242H97V240H96ZM151 242H152V241H151ZM114 243H115V242H114ZM121 243H124V240H123ZM132 243H133V244H132ZM141 243H143V244H141ZM160 243H161V242H160ZM214 243H216V240H215ZM80 244H79V245H80ZM93 244H94V242H93L92 245H91L92 247H94ZM107 244H108V243H107ZM128 244H130V243L128 242ZM128 244L125 245V243H124V244H121V245L125 246V250H126V247H128V246H127ZM206 244H209V243L207 242ZM206 244H205V245H206ZM72 245L75 246L74 243H73ZM113 245H115V244H113ZM131 245L129 246V248H130V247H131V248H135V247H133L134 245H133V246H131ZM160 245H162V244H160ZM205 245H204V246H205ZM211 245H212V244H211ZM91 246L89 245L90 250L86 249V250L89 251V252L86 251V252H87L86 254L90 253V254H89V255H90L89 258H90V259L92 258L93 260H92V259L90 260V259L88 258V256H87V257L85 256V257H86L87 259H89V261H91L92 263H94L95 259H96V258L98 259V257L95 256V255H93V256L95 257V259H94V257H92V254H96V253H94L95 250L92 251L93 248L91 249ZM95 246H96V243H95ZM142 246H143V247H142ZM162 246H163V245H162ZM204 246H203V247H204ZM207 246H208V245H207ZM70 247H71V249L73 250V246H70ZM78 247H79V246L77 245V248H78ZM87 247H88V246H87ZM96 247H97V246H96ZM112 247H113V246H112ZM119 247L122 248V246H119ZM67 248H68V247H67ZM85 248H86V247H85ZM120 248H116V250H118V249H120ZM137 248H135V249L137 250ZM143 248H144L145 251H143ZM160 248H161V247H160ZM205 248H206V247H205ZM217 248H218V246H217ZM228 248H229V247H228ZM71 249H70V251L72 252ZM94 249H95V248H94ZM135 249H134V250L132 249V251L136 252ZM139 249H138V251H139ZM206 249H207V248H206ZM206 249H205V250H206ZM208 249H209V248H208ZM49 250H50V249H49ZM63 250H64V249H63ZM66 250H67V249H66ZM80 250H79V251H80ZM129 250H131V249H129ZM129 250H128V251H129ZM158 250H157V251H158ZM201 250H202V248H201ZM201 250H200V251H201ZM235 250H236V249H235ZM261 250H262V249H261ZM52 251H53V250H52ZM61 251H62V250H61ZM61 251L56 252V253L62 254ZM68 251H69V250H68ZM74 251H75V249H74ZM120 251H122V249H121ZM120 251H119V252H120ZM128 251H127V252H128ZM202 251H203V252H202ZM202 251H201V252L204 253V256H205V253H206V252H204V249H203ZM209 251H211V249H210ZM209 251H208V254H209ZM212 251H214V249H213ZM212 251H211V252H212ZM229 251H230V250H229ZM236 251H237V250H236ZM60 252H61V253H60ZM64 252H65V253H64ZM66 252H67V251H63V255H64V256H65V254L67 255ZM95 252H96V251H95ZM107 252H108V251H107ZM107 252H104V253H106V255H109L111 252L113 253L114 250H113V251L111 250V252L109 251V252H110L109 254H108ZM129 252H130V251H129ZM140 252H141V251H140ZM165 252H164V253H165ZM46 253H47V252H46ZM46 253H45V254H46ZM52 253H53V252H52ZM72 253H73V252H72ZM97 253H98V252H97ZM116 253H117V251H116ZM116 253H115V254H116ZM122 253H123V251H122ZM136 253H137V252H136ZM136 253L134 254V255H135L134 259L137 258V259H135V260L139 261L138 263L141 264V262L143 261V259H142V261H141L140 259L143 258L142 255H141V254H143V253H140V255L137 253L139 257L141 256L140 259H139L138 256H136V255H137ZM168 253H170V252H168ZM168 253H167V254H168ZM212 253H213V252H212ZM233 253H234V252H233ZM237 253H238V252H237ZM70 254H71V253H70ZM115 254L113 253V255H115ZM127 254H128V253H127ZM131 254H132V253H131ZM157 254H158V255H157ZM206 254H207V253H206ZM210 254H211V253H210ZM230 254H231V253H230ZM46 255H47V254H46ZM53 255H54V257L52 256V254H51L50 256L53 257V259H54L55 256H56L57 254H53ZM119 255H120V254H119ZM119 255L116 254V256H119ZM123 255H124V254H123ZM163 255H166V254H163ZM170 255H171V253H170ZM202 255H203V254H202ZM227 255H228V254H227ZM42 256L44 257V255H42ZM109 256H110V255H109ZM109 256H108V257H109ZM116 256H115V257H116ZM120 256H122V255H120ZM131 256H132V255H131ZM131 256H130V257H131ZM156 256H157V257H156ZM258 256H259V257H258ZM258 256H257V258H258L257 264H264V249H263V251H260V255L258 254ZM43 257H41V258H43ZM59 257H60V256H59ZM83 257H84V256H83ZM113 257H114V256H112V259H113ZM123 257H124V256H123ZM146 257H147V258H146ZM165 257H167V255H166ZM199 257H200V256H199ZM211 257H214V255H213V256H210V257H208V255H207V258L211 259ZM32 258H33V257H32ZM38 258H39V256L37 257V261H38V264H39L40 261L38 260ZM47 258H48V255H47ZM62 258L64 259V258H66V257H63V256H62L61 259H62ZM67 258H68V257H67ZM99 258H100V257H99ZM167 258H168V257H167ZM167 258H166V259H167ZM205 258H206V257H205ZM207 258H206V259H207ZM225 258H228V257H225ZM225 258H223V259H225ZM55 259H56V258H55ZM71 259L73 260L74 258H71ZM84 259H85V258H84ZM87 259H86V260H87ZM114 259H115V258H114ZM124 259H126V258H124ZM138 259H139V260H138ZM163 259H165V258H163ZM201 259H202V258H201ZM214 259H215L216 261L221 260L222 264H223V262H224L225 264H228V263H226V261H227L228 259L225 260V261H222V260H223L222 258H220V259H219V258L216 259V258L214 257ZM45 260H46V259H45ZM45 260H44L45 263H47V261H49V259H48L47 261H45ZM118 260H120V259H118ZM135 260H133V262H135ZM207 260H208V259H207ZM207 260H206V261H207ZM211 260H213V259H211ZM211 260L206 262V261H203V259H202V261H201L202 263L197 262V261H199L198 259L195 260V261H196L197 263H199V264H204V263H205V264H206V263L208 264V262H211ZM215 260L212 261L213 263H212V262H211V263H212V264H215V263H216ZM31 261H32V263H31ZM35 261H36V260H35ZM60 261H61V264H65V263H62V262H64V261H62V260H60ZM87 261H88V260H87ZM89 261H88V262H89ZM96 261H97V260H96ZM120 261H122V260H120ZM120 261H119V262H120ZM129 261H131V260H129ZM164 261H165V260H164ZM229 261H230V260H229ZM69 262L71 263V260H70ZM74 262H76V261H74ZM82 262H83V261H82ZM99 262H100V261H99ZM99 262H97V263H95V264H99ZM108 262H109V260H108ZM116 262L119 263L118 261H116ZM116 262H115V264H116ZM123 262H124V260H123ZM123 262H122V263H123ZM143 262H144V261H143ZM156 262L152 261V264H153V263L156 264ZM161 262H162L161 264H163V261H161ZM203 262H204V263H203ZM221 262H220V263H221ZM40 263H41V262H40ZM48 263H49V262H48ZM50 263H51V259H50ZM50 263H49V264H50ZM80 263H81V262H80ZM92 263H91V264H92ZM104 263H105V261H104ZM135 263L137 264V262H135ZM135 263H133V264H135ZM197 263H196V264H197ZM220 263H217V264H220ZM229 263H231V262H229ZM78 264H79V262H78ZM83 264H84V263H83ZM86 264H87V263H86ZM119 264H121V263H119ZM128 264H129V262H128ZM131 264H132V262H131ZM142 264H143V263H142Z\"/></svg>",
    "mask_w": 264,
    "mask_h": 264
}]
</instances>
